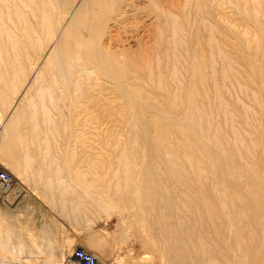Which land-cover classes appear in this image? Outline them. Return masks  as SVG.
Segmentation results:
<instances>
[{"label": "rangeland", "instance_id": "374dc122", "mask_svg": "<svg viewBox=\"0 0 264 264\" xmlns=\"http://www.w3.org/2000/svg\"><path fill=\"white\" fill-rule=\"evenodd\" d=\"M6 1L2 2V0H0V2H1L0 3L1 17L3 19V22L5 23V27L7 29V32L10 34V35H8V33L2 32L0 30V44H1L0 45V47H1L0 48V55L1 54L4 56L8 55L7 57H4V56L2 57V55H1V59H0V106H1L0 107V148H2L3 145H5L4 142H7L10 139H11L10 141L15 139L14 133H13V135H9L8 133L5 134V136L7 137L6 138L4 136V130H5V128L7 129L10 127V124H12V122L14 121V118L18 112L20 115L21 114L23 115L24 110H26L25 114H27L26 112L28 111L27 116L31 112L33 113V111H35V112L39 113L40 119L42 118L41 119L42 120L41 132H39L40 136L36 139L37 141L35 140V144H37V146H35V148L40 146L42 149H45L50 144L49 147L51 149L48 147V149H50L49 150L50 152L46 151L47 153L46 152L35 153V155H33V153H32L31 154V155H33V157H32L33 159L31 160L32 162L30 163V166L28 164L29 167L27 166V169L25 170L26 172L24 171L23 173L18 171L17 169H15L13 166V163H11V162H13V160L11 159L9 161L7 158L3 157V153L0 150V152H1L0 154L3 157L2 158L0 156V165L3 166V169H4V167H7V170L12 173L15 180H20L21 182H23V185H24L23 188L24 187L27 188V192H24L21 195V197L16 196L17 194L20 195L21 191L15 190L16 192L13 193V195L10 196L9 199L7 198L8 200L11 199V201H7V204L9 207L8 208V212H9L8 214L9 215H8L7 219L10 218V221L17 227V230H19V232L21 231L20 234H22L24 236V240L27 243L26 244L27 247H24V249L23 248L19 249V247H20L19 242L20 241L16 240L17 238H15V237L13 238L14 239L13 241H14V243L16 242L15 243L16 245L11 244V243L8 244L7 242L4 241L5 240L4 233H5V229L7 228L6 226H10V227H12V226L7 220H3L0 217V221L2 222L0 232L2 231V233H3V234L0 233L1 234L0 235V237H1V239H0V263L1 264H46V263L51 262L50 264H66V262H68V260H66V257H68L69 255L68 256L65 255L62 251L69 248L71 250L70 252L72 253V251L74 250L75 247L82 246L86 250H88L89 252L94 254L95 256L100 257L101 260L104 261L105 264H172V263H169L170 261H168V256L165 257V255L163 254V252L161 250L162 247L160 246L161 242L159 243L160 239L158 236H156V233L153 230L152 224H153V221L155 220V218H154L155 215L149 214V210L147 208H144L143 204H140L141 203L140 201H138V203L140 202L139 204L136 202L135 198L137 195L135 193H137V192L135 190H138L137 187L133 183L125 184L126 183V181H125L126 177L127 178L130 177V175H131V177H133L134 171L135 172L137 171V174L135 177H137V179L139 177V180H140L142 175L141 176L138 175V172H139L138 170H140L143 167L145 168L149 162V159H148L149 154L147 153V150H145L143 148V146L141 147V149L143 148V151L145 152V156H144V153H138V154H135L136 156L133 155L134 156V158H133V157H131L132 156L131 153L128 152V153H130L127 155V162H129L127 169L129 170L128 171L129 176L125 175L126 169L122 165L124 162L123 154H124L125 150L124 151H122V150L126 146V151H130L131 144H133L132 143L133 142V136H131V133H130V126L132 125L133 121L129 120L128 116H127L128 115V107L126 106V103L124 101L125 96H124V100H123L122 95L120 97L118 90H116V91L114 90L116 88V85L114 84V82L109 80L98 69H96L95 64H93L92 62L90 64V67L92 69V71H91V81L92 82L90 81V87L88 86L89 88L86 87L87 91H86L84 86L80 87L77 84H76V86H74V84L76 83L74 81L75 77H71L68 85H65V87H63V86L60 87L61 85H57L56 87H54L52 82L49 79H51V76L54 73L53 70H55V67H54L55 63L53 61H56V60L54 57H52V59L50 58V60L47 59V58H49V55H50L49 53L52 50V44L53 43H50V41H51L50 38L52 39V37H50L51 36L50 34L52 33V31H45V29L39 25L38 20L35 18V16L33 15L32 11H31V8L27 7V5L24 4L22 0H6ZM16 1H18V3ZM73 1L74 0L71 1V5L64 4V3L62 4V7H61V10L58 14L57 19L61 22L62 27L64 28V27H66V25L71 20V18L73 17L74 14H75V16L78 14L80 18L82 16V14H85L82 16V17H84L82 19L83 22L77 23L76 30L77 31H79V30L84 31L85 29L89 28V29H94V31H96L94 24L96 25L97 21L94 19L96 21V23H94L93 18H96L95 16H97V14L101 15V17L103 19L101 20V17L99 15L100 22L101 21L102 22L104 21V22H103V24L101 22V25H100V23H97L98 28L100 27L99 29L96 28L99 32V34L98 33L96 34V35H98L96 37L97 39L93 43L90 40H88V45H89L91 50L93 49L94 54L99 52V51H102V52H104L105 55L107 54L110 57H112L113 59L112 58L111 59L116 64L118 63L116 61L120 62V63H118V65L120 66V71L118 72L120 77L117 74L115 79L123 78V79H120L121 83L124 86H126V88L129 91H131L132 93H134V91H135L134 94L136 95L137 98L141 97V99L135 98L137 103H135V105H134V111H136L137 115L138 114L140 115L139 116L140 120L139 119H137V120L141 121V122H138L136 120L134 121V122H136V124H138L137 125L138 127H144V125L150 124L149 125L150 131H153V132H155L157 129L160 130L162 128H166L168 130H169V128H170V130H173V128H174L173 131L176 130V132L178 134H180V130H182L181 131L182 133H187V134L191 133L190 130H187L185 128L186 112L184 113V110L186 111V109H185L186 108V103H185L186 98L185 97L189 96L188 94H192L193 96L196 95V96H194L195 101L193 102L194 103L193 106L196 105V103H197L200 106V108L201 107L203 108V106L205 108V110H204V109H200L198 107V105H197V107L194 106L197 109L199 108L197 110L198 116H200V117L203 116V120L205 119L204 121H206L205 125L210 124V126H209L210 130L214 129L213 131H210V133L212 132L211 134H209V132H208V135L212 136V134H214V132L217 128V125H218L219 127L221 126V128H222L220 132L223 133V131H224L223 137L225 138L227 136L226 137L227 139L225 138V141L226 140L230 141V139H231V142L227 141V143H230L231 145H233L232 141H235L234 138H239V140H241V142H243V144L241 143V145L244 146V144H245L246 145L245 147H247V148H250V149L254 148V146L252 144L253 142L250 141V138H251V140H254L255 134L257 133L256 129H258L257 127H259L260 124L258 121L259 119L255 118L256 116L258 117V115L255 116V114H253L254 111H252V110H255V111L259 110L260 111V109H263V107L259 106V103H258L259 102V95H257V93H258L257 91L258 90L260 91L259 86L261 84L260 80H258V79H261V80L264 79L263 78L264 76L262 74V73H264V51H262V50H264V41H263L264 40V31H263L264 30L263 29L264 28V0H243V1L242 0L241 1L240 0H179V2H178V0H164V1L163 0H140V1L139 0H133V2H132V0H130V1L129 0H113V1L107 0V4H108V6H106L107 8L104 7L101 10L96 9V8L90 9V11L92 13L96 12V14L93 13V14H95L94 17L90 11H89L90 13L88 12L89 15L86 12H84V5H83L84 1L83 0H75L74 2ZM247 1H248V3H247ZM81 2L83 3L82 5H81ZM156 2H157V4H156ZM195 2H196V4H195ZM217 2H219V3H217ZM6 4H11L12 6L14 4H17V5L20 4L18 6L19 7L21 6L20 9L22 8L21 9L22 12H25L28 22L34 26L35 33L32 36V39L30 41H27L26 39L22 38V34H21L22 32L21 31H23V27H21L18 23H16L17 25L15 23L11 24V21L15 22L13 20H16L15 19L16 17H15V15H11V16L7 15L8 11H5L6 10V8H5ZM21 4H23V5H21ZM73 4L74 5L76 4L77 6L76 5L73 6ZM161 4H163L164 7H162ZM185 4L187 6H183ZM128 5H131V7L130 6L128 7ZM203 5H205V6H203ZM207 5H208V7H207ZM22 6H24V7H22ZM245 6H247V7H245ZM123 7H125V8H123ZM165 7L168 9V12L170 10V13H167V9ZM26 8H27V11H26ZM170 8H172V9H170ZM104 9H106V10H104ZM244 9H245V11H244ZM79 10H81L82 13H81V11L79 12ZM102 10H104V11H102ZM108 10H110V11H108ZM127 12H129V13H127ZM163 12H164V14H163ZM171 12H173V14H175V16L173 14H171ZM188 13H190V14L188 15ZM8 14H11V12ZM30 14H32V15H30ZM167 15L169 17L172 16V19L169 18ZM5 16H6V18H4ZM85 16H87V17H85ZM162 16H164V17L162 18ZM10 17H11V19H10ZM64 17H65V19H64ZM88 17H89V19L90 18L91 19L90 20L86 19ZM209 18H210V20H209ZM255 19H256V21H255ZM91 20H92L93 24H91ZM174 20H175V23L172 24V22ZM80 21H81V19H80ZM88 22H90V23H88ZM115 22H117L118 24ZM164 22H166V23H164ZM254 22H256V23H254ZM86 23H87V26L85 25ZM35 24L37 26H35ZM257 24H258V26H257ZM88 25L89 26L91 25L90 27H92V28L88 27ZM97 25H96V27H97ZM14 26L16 27V30L18 32L15 30H12L13 32L11 31V29L14 28ZM157 26H159V28ZM206 26L209 28H206ZM37 27H39V28H37ZM117 27H119V28H117ZM191 27H192V29H191ZM236 27H237V29H236ZM259 27H261V28H259ZM19 28H20V30H18ZM102 28H103V30H102ZM104 28L106 29V31L104 30ZM156 28L158 31L155 30ZM211 28L214 30H212ZM100 29H101V33H100ZM208 29H211L212 32ZM261 29H262L263 33H262ZM195 30H196V32H195ZM44 31L47 33H45ZM176 31H179L178 33H180L181 35L177 34ZM244 32H246V34ZM258 32H260V33L258 34ZM13 33H15V34H13ZM19 33L21 35H19ZM158 33L160 36L158 35ZM237 33H239V35ZM5 34H7L8 37ZM37 34H40V35L38 36ZM101 34H103V35H101ZM46 35H47V37H46ZM230 35H231V37H230ZM235 35H236V37H234ZM9 36H11L12 40L10 39ZM238 36L241 37L240 39H242V40H239ZM19 37H21V38H19ZM42 37H43L44 41H42ZM45 37H46V39H45ZM99 37H100V41H99ZM168 37H170V38H168ZM213 37L216 38L215 40H220V41L219 42L214 41ZM242 37L243 38L245 37L244 38L245 40ZM47 38H49V39L47 40ZM155 38H157V39H155ZM182 38L184 39V41ZM212 38H213V40H211ZM248 38H251V39H248ZM87 39H90V38L87 37ZM197 39H200V40H197ZM22 40H24V41H22ZM210 40H211V42H210ZM236 40H237V42H236ZM243 40L245 41L244 43H243ZM254 40H255V42L253 45L252 43ZM260 40L262 41L263 44H261ZM213 41L216 42L217 44L219 43L218 47H216V45H215L216 43H214ZM16 42H24V46L23 45L15 46L14 43H16ZM212 42L214 44H212ZM232 42L236 43L237 45L232 43ZM246 42H248V43H246ZM249 42H251V43L249 44ZM180 43H182V44H180ZM185 43L187 45H185ZM199 43H201V44H199ZM239 43H240L239 48L241 47L240 49L238 48ZM241 43H243L244 48L241 46ZM42 44H43V46H42ZM157 44H158V47H157ZM177 44L179 45V48H178ZM207 44H209V45H207ZM7 45L9 47V49H8ZM25 45H27L28 47L26 46L27 47L26 48ZM73 46L75 47V45H73ZM164 46H165V49H164ZM176 46H177V48H176ZM199 46H202V48ZM231 46L232 47L234 46L235 49L232 48ZM4 47H6V48H4ZM74 47H72V48H74ZM150 47L152 48L151 50H150ZM249 47H251V48H249ZM19 48H20V52L18 51ZM21 48L24 52V56H22L23 52H22ZM31 48L36 49L38 52L36 50H35L36 52H34V50ZM226 48L229 51L226 50ZM242 48L245 49L246 51H249V49H250V51L247 53L250 54L254 58V60H253V58L250 59V55H248L246 53V51L243 50ZM4 49H5V52H4ZM27 49L29 50V54H28ZM44 49H45V51H44ZM215 49H218V50L216 51ZM236 49H237V51H236ZM153 50H154V52H153ZM194 50H196V53L194 52ZM11 51H12V53H11ZM16 51L20 54H18ZM111 51L113 52V54H110V53H112ZM176 51L178 52V55H177ZM185 51H187V52H185ZM222 51H223V55H222ZM238 51H241V52H239L241 54V56H240V54L237 53ZM121 52L123 55H121ZM126 52H128L129 54L132 53L133 55L130 54V56H129L128 53H126ZM243 52H244V54H243ZM147 53H149V54H147ZM166 53H168V54H166ZM201 53L203 54V57H201L202 56ZM136 54H137V60L135 61V59H133V58H135L134 55H136ZM11 55H13V58ZM140 55H142V56H140ZM145 55L147 57V58L144 57L146 60L143 58V56H145ZM148 55H150L151 57ZM180 55H182V56H180ZM243 55L245 57H243ZM246 55L249 56V58ZM20 56H21V58H20ZM120 56L122 59H125L126 61L125 60L123 61L121 58H119ZM124 56L132 57V59L130 58V61H129V58L128 57L126 58ZM221 56H223V57H221ZM140 57L142 59V62H141ZM177 57H179L180 59ZM229 57H230V60L228 59ZM246 57L249 60H247ZM149 58L152 59V62H150L151 59H149ZM10 59L12 61H10ZM139 59H140V61H138ZM255 59L257 61H255ZM5 60H7V62H5ZM26 60H27V62H26ZM201 60H202V63L204 61V63H203L204 66H203V64H201V62H200ZM146 61H147V65L144 66V64H146ZM169 61H170V63H169ZM194 61H196V62L194 63ZM17 62L18 63L20 62V64H18ZM129 62L130 63L134 62L133 63L134 65L133 64L129 65ZM138 62H139V65L141 62V64L143 66L142 65H140L141 67L138 66ZM156 62H157V64H156ZM160 62H162V63H160ZM245 62L247 64L246 67H245ZM2 63H6V64L2 65ZM44 63H45V66H44ZM148 63H149V65H148ZM171 63L173 65H171ZM124 64H127L126 67L129 68V70H130V68L135 69V70L139 69L138 71H141V72L136 71L137 73H135V74L137 75L139 73L140 76L137 75L138 77L137 76L136 77L137 78L140 77L139 78L140 80H141V78L144 79L142 81L143 83L139 79H137L136 77H135L136 78L135 79L133 77V74H129L130 76H128L129 72L132 73L135 70L134 71L133 70L128 71L127 68L124 69V67H125ZM158 64L160 65V67H159L160 70L158 69V66H159ZM165 64H166V66H165ZM189 64H190V66H189ZM191 64H192V66H191ZM209 64H211V65H209ZM252 64H253V67L251 66ZM5 65H8V66H5ZM11 65H14L16 67V69H19L20 72L18 71L17 72L18 74L17 73L14 74L11 72L12 73V75H11L10 72L7 71ZM19 65H20V67H19ZM92 65H93V67H92ZM121 65H123L124 67ZM229 65H230L231 69H229ZM259 65H260V67H259ZM134 66L136 68H133ZM193 66L194 67L200 66L201 68L200 67H198V68L201 72L200 71H199V73H196L195 71L191 72V70L193 69ZM249 66H251L253 69V70H250V72L253 71L251 74L253 75L254 78H252V76H249V75H251V74H249L250 73L249 72V69H250ZM1 67H2V69H1ZM48 67L49 68L51 67V69H49ZM142 67H143V70H142ZM145 67H146V70H148V71H146L144 69ZM171 67L174 68L175 70H173ZM204 67H205V69L207 68L206 71L204 70ZM232 67H233V69H232ZM6 68H8V69H6ZM32 68H34V69H32ZM121 68L124 71H122ZM210 68L212 70H210ZM246 68H249V69L247 70ZM255 68H257V73H261L262 75L257 76ZM26 69L29 73L26 71ZM43 69H45V71H47V72L41 71ZM228 69H229V71H228ZM171 70H173V71H171ZM244 70H247V71H244ZM1 71L4 72L5 75ZM157 71H160L161 74ZM212 71H214V72H212ZM243 71L245 74L243 73ZM25 72H27V74ZM49 72H50V74H48ZM99 72L101 75L99 74ZM126 72H127V74H126ZM142 73L145 76H143ZM233 73L235 76L233 75ZM253 73H255V75ZM35 74H37L36 77H35ZM135 74H134V76H135ZM149 74H150V76H149ZM178 74L180 75V78H179ZM212 74H215L216 76L214 78L212 76L210 77L209 75H212ZM47 75H49V76H47ZM102 75L104 76V78L99 77ZM155 75H158V76L155 77ZM159 75H161V76H159ZM189 75H191V76H189ZM195 75H197V77L198 76L199 77L197 78ZM247 75L250 77V79H248L249 77ZM19 76H21L20 77L21 79L19 78ZM126 76H128V78ZM147 76L150 77V79ZM222 76H223V78H222ZM233 76H234V78H232ZM9 77H11V79ZM46 77H48V78H46ZM158 77H159V80L161 82L158 81ZM42 78L44 79V81ZM194 78H196V80ZM210 78L212 81H210ZM30 79L32 80L33 83L35 80V83L33 84L35 87H33ZM39 79H40V81L38 83ZM103 79H104V81L107 82L106 84H110L109 85L110 90L112 89V93L114 91L115 94L112 95L110 90H109L110 92L107 91L109 88H108V85L105 84ZM101 80L103 83L99 82ZM135 80H136V82H133ZM137 80L140 83L137 82ZM194 80L195 81L200 80L201 81L200 83L202 85L207 84L209 87H206L207 85L205 86L206 91L204 89V86L198 89V87H200L198 85H201V84H199V82H197V84H196V82H193ZM20 81H22V82H20ZM47 81L50 83H48ZM95 81H98V82H96L97 84H95V86H94ZM125 81L129 82L128 85L124 84ZM157 81L159 83H157ZM175 81H176V84H174ZM222 81L224 83H222ZM249 81H251V82H249ZM6 82H8V83H6ZM15 82H17V83H15ZM45 82L48 83L47 86H46ZM152 82H153V84H152ZM252 82H253V84H252ZM190 83H191V86H190ZM262 83L264 85V80L262 81ZM169 84H170V86H169ZM195 84H196V87L198 86L197 88L195 87ZM99 85H100L99 89L101 88L100 91H98ZM101 85L103 86V88ZM157 85H158V87H156ZM38 86H39V89H38ZM140 86H141V88H139ZM164 86H165V89H164ZM166 86H167V88H166ZM176 86H177L178 90H177ZM26 87H28V88H26ZM48 87H50V88H48ZM66 87H69V88H66ZM76 87H78V89H79L78 91L83 90L84 93H81V95H80V93L77 92ZM95 87L97 89H95ZM105 87H107L108 89L106 90ZM130 87H132V88H130ZM255 87H256V91H254ZM151 88H153V89L151 90ZM187 88H189L190 92L187 90ZM191 88H193L194 90L193 89L191 90ZM248 88H250V89L247 90ZM49 89H51V90H49ZM102 89H105V92ZM142 89H143V91H142ZM144 89L148 90L147 94H145L146 91ZM170 89H171L170 94H171L172 98L168 94ZM195 89L196 90L198 89V90L196 91ZM207 89H208V91H207ZM252 89H253V91H252ZM55 90H56V92H55ZM154 90H155V92H154ZM200 90H203V91L199 95V92H201ZM244 90H246L248 92H246ZM40 91H43V92H40ZM62 91H64L65 94H63ZM97 91L101 92L100 95L101 94L102 95L97 96V94H99ZM251 91H252L253 95L251 94ZM86 92H87V94H86ZM179 92H181V93H179ZM208 92L211 93L210 97L212 96L211 98L209 97V99L206 96V94L208 95ZM254 92H257V93H254ZM166 93L170 96L169 98H171L169 100H175V99H173V95H176L175 98L181 97L180 99H182V101H183L182 102L180 99L177 98L176 100H180L181 102L175 101L176 102L175 104H177V105L172 106V110L170 111V113H168V111L171 109L170 108L171 106L169 105V102L167 101L168 95ZM193 93H196V94H193ZM204 93H205V95H203ZM216 93H217L216 97L222 96L221 101L223 100V102H225L227 100L226 101L227 106H230L229 105L230 103L233 105L231 108L228 107L229 110H227V112L231 111L232 114H234V115L236 114L235 118H237V119H234V117H233L234 115L232 116V114L231 115L229 114L228 116H226V113H227L226 111H225V116H226L225 117L224 111H222V109H221V111L219 110L220 112L216 111V109L217 110H218V108L220 109V107L224 106L226 103V102L223 103L224 104L223 105V104H221V101H219L220 102V104H219V102L217 100H219L220 98L218 97L217 100H216V97L213 98L215 96L214 94H216ZM48 94H50V95H48ZM89 94L91 97L89 96ZM117 94L119 96L116 97ZM144 94H145V96H144ZM182 94H184L183 97H182ZM254 94H256V95H254ZM57 95H59V96H57ZM139 95H141V96H139ZM60 96H61L62 100H65V102L64 101L62 102V100L60 99ZM74 96H75V98H76V96L78 98H76V100H74ZM102 96H103V98H102ZM153 96L154 97L156 96L157 99L160 98L161 102L159 100H158L159 102L157 101L158 103H153L154 100H153V102L152 101L150 102V100L153 99L152 98ZM51 97L53 98L52 100H51ZM55 97H56V99L58 97L59 98L56 100V99H54ZM92 97H93V99H92ZM95 97H97V98H95ZM104 97H107V99H109V100L111 99V100L110 101L108 100V103H106L107 99H105V102H104L103 101ZM115 97L116 98L120 97V98H118V100H117ZM205 97H207V99ZM88 98H89V100L92 99L93 101L87 100ZM148 98H150V99L148 100ZM161 98H163V99H161ZM164 98H166L167 100H165ZM197 98L199 99V102H198ZM200 98H202V99H200ZM112 99H114V103L111 102ZM115 99H116V101H115ZM119 99H121V100H119ZM253 99H255V100H253ZM256 99H258V101ZM70 100H71V103H70ZM98 100L100 102H102L106 106V108ZM138 100H140L139 102H141V103H138ZM162 100H163V104H165V105L167 104V107L170 106L169 107L170 109L167 108L166 106L163 107ZM51 101H53V102H51ZM117 101H119L118 105L115 104V102H117ZM122 101H123V104H122ZM148 101H149V104L151 103L152 105L151 104L148 105ZM200 101L203 103L202 104L203 106L200 105ZM208 101H210L209 102L210 105H209ZM212 101H213V103H212ZM238 101H239V103H237ZM81 102H83V103H81ZM87 102L89 103V105ZM90 102H91V104H90ZM94 102H96V104ZM110 102L113 103L114 106L110 105L111 104ZM165 102H167V103H165ZM179 102L181 103L180 105H178ZM206 102L208 103L209 107H207L208 105L206 106ZM214 102H216V103H214ZM43 103H45L46 106L49 105L48 106L50 109L49 111H51V113H49L50 116L48 119L49 120L48 124L46 123V121H44L45 117H44V113L42 110ZM63 103H64V105H63ZM76 103L78 105H76ZM80 103H81V105L79 106ZM142 103H144V105L145 104L146 105L144 106ZM159 103H161V104H159ZM256 103H258V105ZM84 104H86V105H84ZM120 104H122V105L125 104L124 106H126V108L123 107L125 109H122L121 108L122 105H120ZM156 104L158 105V107H156L157 106ZM94 105L95 106L97 105V108ZM101 105H102V107H100ZM212 105L215 107H213ZM217 105H219V107ZM247 105H248V107L252 106L251 109H248L246 107ZM254 105H257V106H254ZM84 106H89V110H88L89 112L91 111L90 107H92V109H94L96 111L93 110L91 112L93 114L90 113V115H89L87 113L88 115H84V114H86V111H87V109H85ZM118 106H120V108H121L120 110L118 109L119 108ZM179 106H180V109H179ZM210 106H212V108L213 109L215 108V109L212 111ZM22 107H23V109H22ZM36 107H38V109ZM60 107L61 108L63 107V109H60ZM74 107H75V110H74ZM80 107L83 111V112H81V114L83 113V115L85 117L88 116V118H84L83 115L79 114L80 113L79 111H81ZM114 107H115V109H114ZM150 107H152V108H150ZM160 107H161V109H163V108L164 109L161 110ZM176 107L178 108V110H176L177 109ZM225 107H224V109H225ZM245 107H246V109H244V110L245 111L247 110L246 112L242 109ZM253 107H255V108L258 107L259 109L256 110V109H253ZM53 108H55V109H53ZM76 108H78L79 110ZM83 108L86 111H84ZM102 108H105V109H103V111H105L106 109L108 111L106 110L105 112H103V111H101ZM140 108L142 110L141 113H139ZM156 108H158V109H156ZM165 108H167V110H165ZM208 108H210V109L208 110ZM221 108H223V107H221ZM137 109H139V110H137ZM233 109H235V110H233ZM236 109L238 110L239 113L237 112ZM40 110H42V111H40ZM59 110H61V111H59ZM164 110H165V112H164ZM173 110H175L176 112H174ZM201 110H203V111H201ZM97 111H98V113H97ZM123 111H124V115L122 114L123 115L122 116L121 113ZM179 111H180V113H178ZM211 111L213 112L212 117L214 119H210V118H212V117H210ZM215 111L217 112V114H219L218 115L219 117L216 116ZM94 112L96 114H100V116L96 115ZM107 112H108V114L105 115L104 113H107ZM200 112H202V113L205 112L207 115L205 113H204V115H201L202 113H200ZM251 112H253V113H251ZM40 113H41V115H40ZM62 113H63L65 118H62L63 117ZM76 113L78 115L83 116V117H81V116L80 117L82 119L84 118V120L79 118V120L80 119L81 120L77 121L79 116L77 115L78 116L77 117ZM182 113H184V115ZM42 114H43V116H42ZM58 114H60V115H58ZM101 114H102V116H101ZM103 114L105 115V117H103L104 116ZM141 114H143V115H141ZM152 114H154V116ZM251 114H252V116H251ZM69 115H70V118H69ZM94 115H95V119L96 118L98 119L95 122L93 120L94 119L93 117H92V119H90V117L94 116ZM107 115H109V116H107ZM151 115L153 117H151ZM167 115H169V116H167ZM145 116H147V118ZM229 116L232 117L233 124L230 122V121H232V119L230 118L231 120H229V118H228ZM108 117H110V118H108ZM122 117H124L123 120L121 119ZM125 117H127V118L125 119ZM166 117L169 119H167ZM200 117H198V118H200ZM245 117H247V118L249 117L248 120ZM8 118H9V120H8ZM50 118L52 120H54L53 121L54 124L58 123L60 125L61 136H60V134L58 135L59 131L56 130V127L59 125L57 124V126L56 125L53 126L54 124L52 123V120ZM104 118H106L107 120ZM226 118H227V120H226ZM66 119H67V122H66ZM85 119L86 120L89 119V120H87V122H86ZM101 119H103V121ZM154 119L157 123L153 122V124H154L153 125V124H151V122H152V120L154 121ZM105 120H106V123L104 122ZM212 120H214V121H212ZM245 120H247V121H245ZM60 121H61V123L63 121V125L60 123ZM75 121L78 123H80V122L83 123L85 121L87 124H89L87 126L86 123L84 122V124H80V125H82V126L84 125V126L89 127V128H86L83 126L86 130L90 129L91 133L89 131V134H87V136H86V132H85V135H84V131H86V130L83 129L82 127H80V125L78 123L76 124L77 125L76 126ZM91 121H92V123H91ZM100 121H102V122H100ZM123 121H125V123H123ZM128 121H130V122H128ZM147 121H148V123H147ZM204 121H202L203 125H204ZM216 121H218V122H216ZM44 122H45V124H44ZM111 122H112V124H113V122L115 124L112 125V124H110ZM7 123H8V125H7ZM96 123H97V125H95ZM101 123L104 125H106V124L107 125L106 126L103 125V127H102ZM220 123H222V125ZM230 123L232 124V126L230 125ZM92 124H93V127L90 128ZM155 124L158 125L157 129H156L157 125H155ZM167 124H169V125H167ZM6 125L8 127H6ZM64 125H66V126L70 125V126H72V129H70L71 128L70 126L67 129L66 126L63 127ZM73 125H74V127H73ZM214 125H216V126L214 127ZM50 126H51V128L53 127L54 129H50ZM107 126H109V129L107 128V130H106ZM160 126H162V127L160 128ZM14 127L16 129V124ZM48 127L51 131H49ZM60 127H57V128H60ZM78 127H80V128H78ZM94 127L96 129L98 128L96 132H94ZM101 128H104L105 132H103L102 131L103 129H101ZM111 128L114 129V130H112V132H111ZM125 128H126V130H125ZM17 129L20 130V127L17 126ZM63 129H64V131L69 130V129H70L69 131H72L73 129H76V130H78L77 131L78 134L76 133V130H73L71 133L68 132L69 133L68 134L66 131H65L66 132L65 133L63 131ZM80 129H81V132H83V134L81 132H79ZM11 130L12 129L10 127V132L14 131V130H12V131ZM54 130L57 131V133H55ZM92 130L94 133H97L98 136H95L97 134H95V135L92 134L93 133ZM98 130H101V132ZM115 130H117V131L119 130V131L115 132ZM236 130H237V132H236ZM6 131L7 130H5V132ZM24 131H25L24 129H21L20 132H24ZM62 131L64 132V134L66 136H64ZM107 131H108V133H107ZM226 132H227V135L224 136V134ZM233 132L236 134H239V135L235 134L236 137H234ZM74 133H75V135L74 136L72 135L73 137L70 136V134H74ZM102 133H105V134H102ZM106 133H107V135H106ZM204 133L206 136L207 132H204ZM222 133H220V134H222ZM252 133L254 134V137H251ZM109 134H110V136H109ZM126 134H129V135H126ZM228 134H229V136H228ZM8 135H9V137H8ZM83 135L86 136L87 138L84 137ZM93 135H94V139H95V137H98V139H100V140H98L96 138L98 141H95L94 139L91 141V139L93 138ZM117 135H118V137H117ZM58 136H60L62 139L60 140V138ZM75 136L78 137V139H75L76 138ZM88 136H90L91 139H89ZM107 136H108V138L109 137L110 138L108 139ZM211 136H210V138L208 137V139H207L209 142L213 141ZM12 137H13V139H12ZM67 137H68V139L66 140ZM105 137H106V139H105ZM4 138H6L7 141H5ZM53 138H54V140L52 141ZM69 138H70V140H69ZM71 138L75 139L76 142L81 141L82 143L81 142L77 143L78 145H75L76 148L73 145V147L75 149L74 148L72 149V144H74V140H72ZM119 138H120V140L123 138L122 139L123 141L122 140L120 141ZM82 139H85L84 143H83ZM87 139H88L89 143L91 142V144H89V145L87 144L88 143L86 141ZM62 140H64V141H62ZM68 140L72 144H70L68 142ZM101 140H103L104 142L102 141L103 142L102 143ZM10 141H9V143L7 142L6 144H12V142L14 140L11 143H10ZM56 142L59 144L56 145L57 144ZM76 142H75V144H76ZM94 142L96 144L102 143V145H104V146L100 147V144L96 145ZM44 143H46V144L48 143V144L45 146ZM65 143H66V145H65ZM85 143L88 146L87 145L84 146L83 144H85ZM106 143H107V145H106ZM81 144L84 147L87 146L86 147L87 149L85 148V151H84V149H82ZM92 144H94L96 146L93 147ZM54 145H56V147ZM69 145L71 146V148ZM241 145H239L240 147L239 146L238 147L244 153H246L247 151H244V150H246L247 148H242L243 146L241 147ZM78 146H80V147H78ZM91 146H92V148H95L96 151H95V149L90 148ZM97 146L102 148L101 151H103V152L99 151L100 148H97ZM120 146L123 147V149H120L121 148ZM54 147H55V149H54ZM78 148L82 149L81 153L78 150ZM113 148H114V150H113ZM88 149H90L91 152ZM59 150H62V152ZM73 150H77V151H73ZM92 150L94 152H96V154H99V155L97 156L95 153H92L93 152ZM120 150H121L122 154L120 153ZM51 151H52V153H51ZM82 151L84 152V154L87 151L88 152V153H86L87 155L86 154L84 155ZM70 152H72V153H70ZM91 154L92 155L95 154V155L92 156ZM142 154L144 157L142 156ZM138 155H139V157H138ZM120 156H122V157H120ZM109 157H110V159H108ZM139 158H141V159H139ZM6 159H7V161H6ZM132 160L134 163L132 162ZM134 160H136V161H134ZM76 162H78V163H76ZM118 163H120V165ZM94 169H95V171H94ZM162 169H163V167H162ZM161 173L162 172L159 171L158 176L162 180V178H164L165 175H164V173L163 174H161ZM64 191H65V193H64ZM61 193H63V194L61 195ZM14 194H16V195H14ZM77 194H79V195H77ZM61 196H62V198H61ZM91 198H93V199H91ZM1 202L6 204L4 198H0V203ZM34 207H36L37 209L36 208L34 209ZM142 207H143V210L145 209L144 213H140L141 211H143ZM78 208H79V210H78ZM35 210H36V212H35ZM37 210L39 213L38 217H36L37 216L36 215ZM143 215H145V216L143 217ZM147 215H148V217H147ZM142 218H143V220L145 219L146 221L141 220ZM149 219H151V220H149ZM48 220H49V222H48ZM85 221H86V223H85ZM142 221H143V223H142ZM144 222H146V223H144ZM149 222H150V224H149ZM38 223L44 224L43 226H45V224H47L45 227H47L46 229H50V231L46 230V231H48L47 233H44V234L41 233V231H39V229H37V228H39ZM143 224H145V226ZM148 224H149V226H148ZM54 238H55V240H54ZM99 244H102L103 246L100 247ZM47 247H50V248H47ZM52 249H53V251H52ZM49 255H51V256H49ZM18 260L20 262L16 263ZM48 260H50V262ZM3 261H4V263H3Z\"/></svg>", "mask_w": 264, "mask_h": 264}, {"label": "bare ground", "instance_id": "6f19581e", "mask_svg": "<svg viewBox=\"0 0 264 264\" xmlns=\"http://www.w3.org/2000/svg\"><path fill=\"white\" fill-rule=\"evenodd\" d=\"M6 0H2V2H5ZM23 1V3L24 4H26L27 5V7H29V8H31V11H32V13H33V15L35 16V18L38 20V22H39V25L40 26H42L44 29H45V31H52V33L50 34L51 36L50 37H52V39L50 38V43H53L52 44V50L50 51V55H49V58H47L48 60H50V58L52 59V57H54L55 58V60L56 61H53L54 63H55V70H53L54 71V73H53V75L51 76V79H49L51 82H52V84H53V86L54 87H56L57 85H61L60 87H65V85H68V83H69V80H70V78L71 77H75V84H74V86H76V84L77 85H79L80 87L82 86H84L85 87V89H86V87H90V81H91V71H92V69H91V67H90V64H91V62L93 63V64H95V66H96V69H98L103 75H105L109 80H111V81H113L114 82V84L116 85V88L114 89L115 91L116 90H118V93L120 94V97H121V95H122V98H123V100H124V96H125V103H126V106L128 107V119L129 120H132L133 122L136 120V121H138L137 119H139L140 120V115L138 114H136V111H134V105H135V103H137V101L135 100V98L136 99H141V97H139V96H141V95H139L138 97L139 98H137L136 97V95L134 94L135 93V91H134V93H132L131 91H129L127 88H126V86H124L122 83H121V81H120V79H123V78H117V79H115L116 78V75L118 74V72L120 71V66L118 65V63H120L119 61H116V62H118L117 64L112 60L113 58L112 57H110L109 55H105L104 54V52H102V51H99V52H97V53H95L94 54V51H93V49L91 50L90 49V47H89V45H88V40H90L92 43L93 42H95V40L97 39L96 37L98 36V35H96L97 33L99 34V32H98V30L96 29V28H98V25H97V23H100V25H101V22H100V17H101V15H100V17H99V15L97 14V16H95V14H96V12H93V13H95V14H93L91 11H90V9L92 8H96V9H102V8H107L106 6H108V4H107V0H83L84 1V4L81 2V5L83 4L84 5V12H86L87 14H88V12L90 11L91 12V14H93V17L95 16L96 18H93V22L94 23H96V21H97V23H96V25H97V27H96V25L94 24V27H95V30L97 31H94V29H89V28H87V29H85L84 31H77L76 30V26H77V23H79V22H83V18L84 17H82L83 15H85V14H82V16H81V18L79 17V15L77 14L76 16H75V14L73 15V17L71 18V20L68 22V24L66 25V27H62V24H61V22L57 19L58 18V14H59V12H60V10H61V7H62V4L64 3V4H69V5H71V1L72 0H22ZM75 1V0H74ZM73 1V2H74ZM113 1V0H112ZM130 1V0H129ZM140 1V0H139ZM164 1V0H163ZM241 1V0H240ZM243 1V0H242ZM7 2V1H6ZM11 2V1H10ZM13 2V1H12ZM17 3H18V1H16ZM21 2V1H20ZM132 2H133V0H132ZM159 2V1H158ZM173 2V1H172ZM178 2H179V0H178ZM1 3V2H0ZM9 3V2H8ZM130 3V2H129ZM135 3V2H134ZM150 3V2H149ZM161 3V2H160ZM163 3V2H162ZM174 3V2H173ZM217 3H219V2H217ZM247 3H248V1H247ZM152 4V3H151ZM156 4H157V2H156ZM164 4V3H163ZM163 4H161L162 5V7H164L163 6ZM169 4V3H168ZM176 4V3H175ZM178 4V3H177ZM184 4V3H183ZM190 4V3H189ZM192 4V3H191ZM195 4H196V2H195ZM215 4V3H214ZM241 4V3H240ZM244 4V3H243ZM18 5H20V4H18ZM17 4H14L13 6L11 5V4H6V10L5 11H8V13H10L11 12V14H8L7 13V15H15V19L16 20H13V21H15V22H12L11 21V24H16V23H18L21 27H23V31H19L21 34H22V38L23 39H26L27 41H30L31 39H32V36L34 35V33H35V31H34V26L33 25H31L29 22H28V20H27V18H26V14H25V12H22V8L20 9V7L18 6ZM21 5H23V4H21ZM76 5V4H75ZM74 4H73V6H75ZM127 5V4H126ZM210 5V4H209ZM77 6V5H76ZM131 7V5H128V7ZM154 6V5H153ZM183 6H187L186 4L185 5H183ZM189 6V5H188ZM203 6H205V5H203ZM254 6V5H253ZM22 7H24V6H22ZM126 7V6H125ZM125 7H123V8H125ZM137 7V6H136ZM168 7V6H167ZM171 7V6H170ZM175 7V6H174ZM207 7H208V5H207ZM217 7V6H216ZM239 7V6H238ZM245 7H247V6H245ZM65 8V7H64ZM156 8V7H155ZM166 8V7H165ZM173 8V7H172ZM172 8H170V9H172ZM186 8V7H185ZM256 8V7H255ZM1 9V8H0ZM3 9V8H2ZM79 9V8H78ZM82 9V8H81ZM167 9V8H166ZM202 9V8H201ZM88 10V11H87ZM104 10H106V9H104ZM104 10H102V11H104ZM129 10V9H128ZM158 10V9H157ZM160 10V9H159ZM165 10V9H164ZM163 10V11H164ZM174 10V9H173ZM177 10V9H176ZM183 10V9H182ZM185 10V9H184ZM26 11H27V8H26ZM30 11V12H31ZM81 10H79V12H80ZM101 11V12H102ZM108 11H110V10H108ZM162 11V10H161ZM187 11V10H186ZM244 11H245V9H244ZM259 11V10H258ZM29 12V11H28ZM76 12V11H75ZM89 12V13H90ZM99 12V11H98ZM124 12V11H123ZM159 12V11H158ZM165 12V11H164ZM164 12H163V14H164ZM189 12V11H188ZM242 12V11H241ZM249 12V11H248ZM253 12V11H252ZM3 13V12H2ZM77 13V12H76ZM81 13H82V11H81ZM80 13V14H81ZM127 13H129V12H127ZM167 13H170V10H169V12H168V9H167ZM187 13V12H186ZM201 13V12H200ZM209 13V12H208ZM86 14V15H87ZM155 14V13H154ZM166 14V13H165ZM171 14H173V12H171ZM190 13H188V15H189ZM203 14V13H202ZM257 14V13H256ZM3 15V14H2ZM6 15V16H7ZM30 15H32V14H30ZM89 15V14H88ZM157 15V14H156ZM174 16H175V14H173ZM185 15V14H184ZM260 15V14H259ZM4 16V15H3ZM6 16L4 17V18H6ZM60 16V15H59ZM168 16V15H167ZM171 16V15H170ZM178 16V15H177ZM9 17V16H8ZM14 17V16H13ZM85 17H87V16H85ZM164 16H162V18H163ZM169 17V16H168ZM190 17V16H189ZM34 18V17H33ZM32 18V19H33ZM34 18V19H35ZM60 18V17H59ZM160 18V17H159ZM158 18V19H159ZM169 18H171L172 19V16L171 17H169ZM168 18V19H169ZM178 18V17H177ZM184 18V17H183ZM218 18V17H217ZM250 18V17H249ZM257 18V17H256ZM10 19H11V17H10ZM31 19V20H32ZM64 19H65V17H64ZM80 19H81V21H80ZM86 19H89V17L88 18H86ZM85 19V20H86ZM91 19V18H90ZM89 19V20H90ZM96 21H95V20ZM103 18L101 17V20H102ZM110 19V18H109ZM112 19V18H111ZM120 19V18H119ZM185 19V18H184ZM204 19V18H203ZM9 20V19H8ZM36 20V21H37ZM113 20V19H112ZM165 20V19H164ZM170 20V19H169ZM176 20V19H175ZM175 20L172 22V24L173 23H175ZM186 20V19H185ZM188 20V19H187ZM205 20V19H204ZM209 20H210V18H209ZM258 20V19H257ZM161 21V20H160ZM172 21V20H171ZM177 21V20H176ZM215 21V20H214ZM255 21H256V19H255ZM259 21V20H258ZM9 22V21H8ZM32 22V21H31ZM35 22V21H34ZM37 22V23H38ZM93 22H92V20H91V24H93ZM104 22V21H103ZM103 22H102V24H103ZM159 22V21H158ZM170 22V21H169ZM181 22V21H180ZM206 22V21H205ZM212 22V21H211ZM7 23V22H6ZM36 23V24H37ZM88 23H90V22H88ZM115 23H117V22H115ZM157 23V22H156ZM155 23V24H156ZM164 23H166V22H164ZM171 23V22H170ZM200 23V22H199ZM215 23V22H214ZM254 23H256V22H254ZM258 23V22H257ZM35 24V26H37ZM82 24V23H81ZM106 24V23H105ZM108 24V23H107ZM118 24V23H117ZM162 24V23H161ZM171 24V25H172ZM178 24V23H177ZM207 24V23H206ZM260 24V23H259ZM17 25V24H16ZM15 25V26H16ZM79 25V24H78ZM86 26H87V23L85 24ZM182 25V24H181ZM188 25V24H187ZM204 25V24H203ZM210 25V24H209ZM208 25V26H209ZM222 25V24H221ZM261 25V24H260ZM14 26V28H12L11 29V31L12 30H15V31H17L16 30V27ZM39 26V27H40ZM91 26V25H90ZM89 25H88V27H90ZM108 26V25H107ZM163 26V25H162ZM161 26V27H162ZM213 26V25H212ZM215 26V25H214ZM257 26H258V24H257ZM18 27V26H17ZM20 27V28H21ZM39 27H37V28H39ZM82 27V26H81ZM80 27V28H81ZM85 27V26H84ZM105 27V26H104ZM158 28H159V26H157ZM172 27V26H171ZM180 27V26H179ZM210 27V26H209ZM209 27H207L206 26V28H209ZM20 28L18 29V30H20ZM79 28V29H80ZM90 28H92V27H90ZM100 28V27H99ZM98 28V29H99ZM117 28H119V27H117ZM121 28V27H120ZM154 28V27H153ZM174 28V27H173ZM176 28V27H175ZM221 28V27H220ZM259 28H261V27H259ZM36 29V28H35ZM83 29V28H82ZM114 29V28H113ZM191 29H192V27H191ZM212 29V28H211ZM208 29V30H210L211 32H212V30H214V29ZM236 29H237V27H236ZM264 29V28H263ZM0 30L2 31V32H6V33H8L7 32V29H6V27H5V23L3 22V19H2V17H1V12H0ZM102 30H103V28H102ZM104 30L106 31V29L104 28ZM155 30H157V28L155 29ZM161 30V29H160ZM171 30V29H170ZM204 30V29H203ZM218 30V29H217ZM39 31V30H38ZM44 31V32H45ZM158 31V30H157ZM166 31V30H165ZM216 31V30H215ZM237 31V30H236ZM235 31V32H236ZM261 31H262V29H261ZM264 31V30H263ZM263 31H262V33H263ZM13 32V31H12ZM18 32V31H17ZM37 32V31H36ZM43 32V33H44ZM177 32V34H180V33H178L179 31H176ZM195 32H196V30H195ZM210 32V33H211ZM217 32V31H216ZM19 33V35H21ZM39 33V32H38ZM45 33H47V32H45ZM44 33V34H45ZM100 33H101V29H100ZM157 33V32H156ZM162 33V32H161ZM184 33V32H183ZM219 33V32H218ZM245 34H246V32H244ZM260 32H258V34H259ZM13 34H15V33H13ZM117 34V33H116ZM176 34V33H175ZM176 34V35H177ZM185 34V33H184ZM183 34V35H184ZM212 34V33H211ZM217 34V33H216ZM230 34V33H229ZM238 35H239V33H237ZM6 36H7V34H5ZM8 35H10L9 33H8ZM38 36L40 35V34H37ZM101 35H103V34H101ZM158 35H159V33H158ZM175 35V36H176ZM181 35V34H180ZM213 35V34H212ZM225 35V34H224ZM262 35V34H261ZM5 36V37H6ZM18 36V35H17ZM157 36V35H156ZM160 36V35H159ZM211 36V35H210ZM242 36V35H241ZM259 36V35H258ZM8 37V36H7ZM10 37V39H11V36H9ZM41 37V36H40ZM46 37H47V35H46ZM46 37H45V39H46ZM49 37V36H48ZM87 37H89L90 39H87ZM162 37V36H161ZM180 37V36H179ZM190 37V36H189ZM212 37V36H211ZM210 37V38H211ZM230 37H231V35H230ZM234 37H236V35L234 36ZM239 37V36H238ZM19 38H21V37H19ZM168 38H170V37H168ZM167 38V39H168ZM176 38V37H175ZM214 38V37H213ZM213 38L211 39V40H213ZM241 37H239V40H242V39H240ZM243 38V37H242ZM245 38V37H244ZM243 38V39H244ZM254 38V37H253ZM259 38V37H258ZM2 39V38H1ZM6 39V38H5ZM49 38H47V40H48ZM155 39H157V38H155ZM183 39V38H182ZM194 39V38H193ZM216 38H214V41H220V40H215ZM223 39V38H222ZM235 39V38H234ZM248 39H251V38H248ZM261 39V38H260ZM12 40V39H11ZM18 40V39H17ZM159 40V39H158ZM173 40V39H172ZM176 40V39H175ZM197 40H200V39H197ZM211 40H210V42H211ZM245 40V39H244ZM243 40V43L245 42ZM256 40V39H255ZM255 40L253 41V45H254V42H255ZM20 41V40H19ZM22 41H24V40H22ZM42 41H44V39H43V37H42ZM99 41H100V37H99ZM167 41V40H166ZM183 41H184V39H183ZM213 41V42H214ZM264 41V40H263ZM5 42V41H4ZM10 42V41H9ZM26 42V41H25ZM49 42V41H48ZM212 42V44H214V43H216V42H214L213 43ZM236 42H237V40H236ZM252 42V41H251ZM251 42H249V44L251 43ZM260 42H261V44H263L262 43V41L260 40ZM100 43V42H99ZM156 43V42H155ZM154 43V44H155ZM166 43V42H165ZM232 43H234V42H232ZM243 43H241V46L243 47ZM246 43H248V42H246ZM245 43V44H246ZM259 43V42H258ZM9 44V43H8ZM28 44V43H27ZM49 44V43H48ZM103 44V43H102ZM101 44V45H102ZM175 44V43H174ZM180 44H182V43H180ZM199 44H201V43H199ZM221 44V43H220ZM234 44H236V43H234ZM260 44V45H261ZM1 45V44H0ZM6 45V44H5ZM4 45V46H5ZM10 45V44H9ZM14 45L15 46H19V45H23L24 46V42H16V43H14ZM30 45V44H29ZM73 45H75V47L73 46ZM168 45V44H167ZM178 45V44H177ZM185 45H187L186 43H185ZM184 45V46H185ZM207 45H209V44H207ZM216 45V47H218V45H219V43L217 44H215ZM237 45V44H236ZM252 45V46H253ZM259 45V44H258ZM11 46V45H10ZM27 45H25V47H26ZM42 46H43V44H42ZM106 46V45H105ZM104 46V47H105ZM183 46V45H182ZM195 46V45H194ZM239 46H240V43H239V45H238V48H239ZM251 46V47H252ZM7 47H8V45H7ZM12 47V46H11ZM10 47V48H11ZM28 47V46H27ZM26 47V48H27ZM31 47V46H30ZM29 47V48H30ZM72 47H74V48H72ZM100 47V46H99ZM157 47H158V44H157ZM199 47H201L202 48V46H199ZM232 47V46H231ZM248 47V46H247ZM251 47H249V48H251ZM260 47V46H259ZM1 48V47H0ZM4 48H6V47H4ZM102 48V47H101ZM117 48V47H116ZM120 48V47H119ZM176 48H177V46H176ZM178 48H179V45H178ZM181 48V47H180ZM194 48V47H193ZM232 48H234V46L232 47ZM241 48V47H240ZM239 48V49H240ZM244 48V47H243ZM242 48V49H243ZM255 48V47H254ZM8 49H9V47H8ZM12 49V48H11ZM31 49H33L34 50V52H36L37 50L36 49H34V48H31ZM38 49V48H37ZM140 49V48H139ZM143 49V48H142ZM141 49V50H142ZM152 48L150 47V50H151ZM160 49V48H159ZM164 49H165V46H164ZM182 49V48H181ZM184 49V48H183ZM219 49V48H218ZM218 49H215L216 51L218 50ZM235 49V48H234ZM248 49V48H247ZM262 49V48H261ZM21 50H22V48H21ZM28 50V49H27ZM36 50V51H35ZM156 50V49H155ZM167 50V49H166ZM171 50V49H170ZM174 50V49H173ZM190 50V49H189ZM214 50V49H213ZM226 50H228L227 48H226ZM243 50H245V49H243ZM14 51V50H13ZM19 52H20V48H19V50H18ZM41 51V50H40ZM44 51H45V49H44ZM145 51V50H144ZM157 51V50H156ZM159 51V50H158ZM188 51V50H187ZM187 51H185V52H187ZM229 51V50H228ZM236 51H237V49H236ZM235 51V52H236ZM242 51V50H241ZM241 51H238L237 53L238 54H240L239 52H241ZM246 51V50H245ZM249 51H250V49H249ZM249 51H246V53L247 52H249ZM252 51V50H251ZM262 51H264V50H262ZM4 52H5V49H4ZM9 52V51H8ZM17 52V51H16ZM22 52H23V50H22ZM38 52V51H37ZM112 52V51H111ZM146 52V51H145ZM153 52H154V50H153ZM177 52V51H176ZM184 52V51H183ZM194 52L196 53V50H194ZM201 52V51H200ZM214 52V51H213ZM11 53H12V51H11ZM10 53V54H11ZM18 53V52H17ZM41 53V52H40ZM45 53V52H44ZM126 53H128V52H126ZM164 53V52H163ZM162 53V54H163ZM169 53V52H168ZM168 53H166V54H168ZM218 53V52H217ZM9 54V55H10ZM15 54V53H14ZM18 54H20V53H18ZM28 54H29V50H28ZM36 54V53H35ZM110 54H113V52L112 53H110ZM131 55H133L132 53H130ZM130 54L128 53V55L130 56ZM145 54V53H144ZM143 54V55H144ZM147 54H149V53H147ZM156 54V53H155ZM176 54V53H175ZM174 54V55H175ZM188 54V53H187ZM202 54V53H201ZM221 54V53H220ZM243 54H244V52H243ZM248 54V53H247ZM2 55V54H1ZM1 55H0V59H1ZM120 55V54H119ZM121 55H123L122 54V52H121ZM173 55V56H174ZM177 55H178V52H177ZM193 55V54H192ZM222 55H223V51H222ZM248 55H250V54H248ZM4 55H2V57H3ZM8 55H6V56H4V57H7ZM12 56V58H13V55H11ZM22 56H24V52H23V55ZM140 56H142V55H140ZM148 56H150V55H148ZM180 56H182V55H180ZM194 56V55H193ZM205 56V55H204ZM240 56H241V54H240ZM247 56V55H246ZM123 57V56H122ZM124 57H126V56H124ZM128 57V56H127ZM126 57V58H127ZM134 57L135 58H133V59H135V61L137 60V54L136 55H134ZM144 57H146V55L145 56H143V58ZM151 57V56H150ZM201 57H203V54H202V56ZM200 57V58H201ZM221 57H223V56H221ZM220 57V58H221ZM231 57V56H230ZM230 57L228 58L229 60H230ZM243 57H245L244 55H243ZM248 58H249V56H247ZM246 57V59L247 60H249L248 58ZM257 57V56H256ZM11 58V59H12ZM20 58H21V56H20ZM24 58V57H23ZM112 58V59H111ZM119 58H121V56L119 57ZM129 58V61H130V58L132 59V57H128ZM139 58V57H138ZM147 58V57H146ZM177 58H179V57H177ZM199 58V59H200ZM251 58H253L251 55H250V59ZM5 59V58H4ZM10 59V61H12ZM26 59V58H25ZM122 59V58H121ZM140 59H141V57H140ZM140 59L138 60V61H140ZM145 59V58H144ZM143 59V60H144ZM149 59H151V58H149ZM180 59V58H179ZM205 59V58H204ZM242 59V58H241ZM19 60V59H18ZM22 60V59H21ZM20 60V61H21ZM123 61L125 60V59H122ZM146 60V59H145ZM173 60V59H172ZM178 60V59H177ZM190 60V59H189ZM195 60V59H194ZM203 60V59H202ZM202 60L200 61L201 62V64H203L204 63V61H203V63H202ZM239 60V59H238ZM243 60V59H242ZM253 60H254V58H253ZM17 61V60H16ZM39 61V60H38ZM126 61V60H125ZM133 61V60H132ZM246 61V60H245ZM255 61H257L256 59H255ZM5 62H7V60H5ZM22 62V61H21ZM26 62H27V60H26ZM141 62H142V59H141ZM141 62H140V65H142L141 64ZM150 62H152V59L150 60ZM174 62V61H173ZM196 61H194V63H195ZM224 62V61H223ZM244 62V61H243ZM18 63V62H17ZM49 63V62H48ZM126 63V62H125ZM134 62H129V65L130 64H133ZM137 63V62H136ZM145 63V62H144ZM160 63H162V62H160ZM169 63H170V61H169ZM189 63V62H188ZM258 63V62H257ZM3 64H6V63H2V65ZM8 64V63H7ZM18 64H20V62L18 63ZM17 64V65H18ZM151 64V63H150ZM156 64H157V62H156ZM179 64V63H178ZM186 64V63H185ZM198 64V63H197ZM26 65V64H25ZM24 65V66H25ZM125 65V67L123 66V65H121V66H123L124 67V69L125 68H127L126 66H127V64H124ZM134 65V64H133ZM132 65V66H133ZM139 65V62H138V66H140ZM147 65V61H146V64H144V66H146ZM148 65H149V63H148ZM159 65V64H158ZM171 65H173L172 63H171ZM209 65H211V64H209ZM244 65V64H243ZM246 62H245V67H246ZM5 66H8V65H5ZM4 66V67H5ZM23 66V67H24ZM44 66H45V63H44ZM52 66V67H53ZM136 66V65H135ZM133 67V68H136V67ZM143 66V65H142ZM165 66H166V64H165ZM164 66V67H165ZM168 66V65H167ZM176 66V65H175ZM181 66V65H180ZM189 66H190V64H189ZM191 66H192V64H191ZM203 66H204V64H203ZM252 67H253V64L251 65ZM251 66H249L250 67V69L249 68H246L247 70L249 69V72H250V70H253L252 69V67ZM257 66V65H256ZM19 67H20V65H19ZM92 67H93V65H92ZM129 67V66H128ZM131 67V66H130ZM141 67V66H140ZM148 67V66H147ZM159 67H160V65L158 66V69H159ZM196 67V66H195ZM194 66H193V69L195 68ZM198 67H200V66H198ZM198 67H196L194 70L192 69H190L191 70V72H193V71H195L196 73H199V68ZM259 67H260V65H259ZM22 68V67H21ZM49 68V67H48ZM138 68V67H137ZM157 68V67H156ZM172 68V67H171ZM177 68V67H176ZM192 68V67H191ZM201 68V67H200ZM223 68V67H222ZM1 69H2V67H1ZM6 69H8V68H6ZM31 69V68H30ZM32 69H34V68H32ZM49 69H51V67L49 68ZM48 69V70H49ZM122 69V68H121ZM128 69V71H130V70H135V69H131L130 68V70H129V68H127ZM126 69V70H127ZM145 70H146V67L144 68ZM173 70H175L174 68H172ZM186 69V68H185ZM207 69V68H206ZM206 69H205V67H204V70L206 71ZM224 69V68H223ZM229 69H231L230 68V65H229ZM229 69H228V71H229ZM232 69H233V67H232ZM40 70V69H39ZM38 70V71H39ZM139 70V69H138ZM138 70H135L134 72H132V73H128V76H130L129 74H133V77L135 78L137 75L138 76H140L139 75V73L136 75L135 73H137L136 71H138ZM142 70H143V67H142ZM160 70V69H159ZM173 70H171V71H173ZM187 70V69H186ZM210 70H212L211 68H210ZM247 70H244V71H247ZM255 70H256V73H257V68H255ZM259 70V69H258ZM8 72H10V74L12 75V73H17L18 71H19V69H16V67L14 66V65H11L10 67H9V69L7 70ZM26 71H27V69H26ZM32 71V70H31ZM41 71H45V69H43V70H41ZM50 71V70H49ZM122 71H124L123 69H122ZM146 71H148V70H146ZM184 71V70H183ZM233 71V70H232ZM244 71H243V73H244ZM2 72V71H1ZM12 72V73H11ZM20 72V71H19ZM28 72V71H27ZM27 72H25L26 74H27ZM45 72H47V71H45ZM98 72V71H97ZM100 72H99V74H100ZM138 72H141V71H138ZM157 72H159L160 73V71H157ZM176 72V71H175ZM179 72V71H178ZM190 72V73H191ZM201 72V71H200ZM212 72H214V71H212ZM225 72V71H224ZM223 72V73H224ZM253 72V71H252ZM252 72H250L249 74H251ZM260 72V71H259ZM3 74H4V72H2ZM29 73V72H28ZM41 73V72H40ZM125 73V72H124ZM144 73V72H143ZM143 73H142V75H143ZM158 73V74H159ZM168 73V72H167ZM166 73V74H167ZM187 73V72H186ZM18 74V73H17ZM21 74V73H20ZM32 74V73H31ZM48 74H50V72L48 73ZM52 74V73H51ZM126 74H127V72H126ZM125 74V75H126ZM134 74H135V76H134ZM148 74V73H147ZM161 74V73H160ZM180 74V73H179ZM178 74V75H179ZM195 74V73H194ZM201 74V73H200ZM207 74V73H206ZM245 74V73H244ZM248 74V73H247ZM248 74V75H249ZM254 75H255V73H253ZM263 74V76H264V73H262ZM261 73H257V76L258 75H262ZM5 75V74H4ZM45 75V74H44ZM101 75V74H100ZM99 76L100 78L102 77V78H104V76ZM121 75V74H120ZM224 75V74H223ZM233 75H234V73H233ZM247 75V76H248ZM37 76V74H35V77ZM46 76V75H45ZM47 76H49V75H47ZM95 76V75H94ZM98 76V75H97ZM118 76H119V74H118ZM128 76H126L127 78H128ZM132 76V75H131ZM137 76V77H138ZM143 76H145V75H143ZM149 76H150V74H149ZM153 76V75H152ZM156 76H158V75H155V77ZM159 76H161V75H159ZM163 76V75H162ZM189 76H191V75H189ZM196 77H197V75H195ZM202 76V75H201ZM210 77L212 76L213 78L216 76L215 74H212V75H209ZM235 76V75H234ZM234 76L232 77V78H234ZM249 76H252V78H254L253 77V75L251 74V75H249ZM248 76V77H249ZM21 76H19V78H20ZM29 77V76H28ZM120 77V76H119ZM122 77V76H121ZM125 77V78H126ZM136 77V78H137ZM148 77V76H147ZM199 77V76H198ZM197 77V78H198ZM256 77V76H255ZM262 77V76H261ZM10 79H11V77H9ZM8 78V79H9ZM17 78V77H16ZM34 78V77H33ZM32 78V79H33ZM44 78V77H43ZM42 78V79H43ZM46 78H48V77H46ZM95 78V77H94ZM99 78V79H100ZM135 78V79H136ZM140 78V77H139ZM139 78H137V79H139ZM149 79H150V77H148ZM164 78V77H163ZM173 78V77H172ZM179 78H180V75H179ZM202 78V77H201ZM200 78V79H201ZM222 78H223V76H222ZM228 78V77H227ZM264 78V77H263ZM7 79V80H8ZM21 79V78H20ZM28 79V78H27ZM132 79V78H131ZM148 79V80H149ZM178 79V78H177ZM195 80H196V78H194ZM207 79V78H206ZM216 79V78H215ZM247 79V78H246ZM248 79H250V77L248 78ZM256 79V78H255ZM6 80V81H7ZM15 80V79H14ZM31 80V79H30ZM115 80V81H114ZM140 80V79H139ZM144 79H142L141 78V82L143 81ZM152 80V79H151ZM172 80V79H171ZM184 80V79H183ZM193 81V82H196V84H197V82H199V84H201L200 82V80H197V81ZM214 80V79H213ZM257 80V79H256ZM255 80V81H256ZM258 80H260V86H259V89H260V91L258 90L257 92L259 93H257V92H254V93H257V95H259V106L260 107H263V109H260V111L258 112V111H255V110H252V111H254V113L253 112H251V113H253V114H255V116L256 115H258V117L256 116L255 118L256 119H259L258 121H259V127H257L258 129H256V131H257V133L255 134V137H254V134L252 133V136L251 137H254V140H251V138H250V141L251 142H253L252 144H253V146H254V148L253 149H250V148H247V147H245L246 145L244 144V146L243 145H241V143L243 144V142H241V140H239V138H234L235 139V141H232L233 142V145H231L230 143H227V141L228 140H226L225 141V138L227 137L226 135H227V132L224 134V136H226L225 138L223 137V133H224V131H223V133L222 132H220L221 131V126L219 127L217 124V128H216V130H215V132H214V134H212V136L214 137H212L211 135H208V132H209V134H211L210 133V131H213L212 129L210 130V124H207V125H205L206 124V121H204L203 120V116H198V109L200 108V106L196 103V105H194V106H196L197 107V105H198V109L197 108H195L194 106H193V102L195 101L194 100V96H196V95H192V94H188L189 96H186L185 98H186V100H185V103H186V111L184 110V113L186 112V117H185V119H186V125H185V128L187 129V130H190V132L191 133H189V134H187V133H182L181 131L182 130H180V134H178L177 132H176V130L175 131H173L174 130V128H173V130H170V128H169V130L168 129H166V128H162V129H160V130H158L157 128H158V125L157 124H155V125H157V127H156V131L155 132H153V131H150V127H149V125L148 124H146V125H144V127H138L137 125L138 124H136V122H132V125L130 126V133H131V136H133V144H131V147H130V151H126V146H125V148L123 149V147H121L120 149H123L122 151H124L125 150V152H124V154H123V156L125 157H123V160H124V162H123V166H124V168L126 169V174L125 175H128L129 173H128V163L129 162H127V155L128 154H130L131 153V157H133L134 158V156H136L135 154H138V153H144V156H145V152L143 151V148L145 149V150H147V153L149 154V156H148V159H149V162H148V164H147V166L144 168H141L140 170H138L139 172H138V175H142L141 176V179L139 180V177H138V179H137V177H135L136 176V174H137V171L135 172L134 171V174H133V177H131V175H130V177H126V179H125V181H126V183L125 184H129V183H133L136 187H137V189L138 190H135L137 193H135L134 195L136 196V198H135V200H136V202L138 203V201H140L139 203L140 204H143V206H144V208H147L148 210H149V214H153V215H155V220L153 221V224H152V227H153V230L155 231V233H156V236H158L159 237V239H160V241H159V243L161 242V244H160V246L162 247L161 248V250H162V252H163V254L165 255V257H167L168 256V261H170L169 263H172V264H264V85H263V83H262V81L264 80H261V79H258ZM12 81V80H11ZM39 81H40V79L38 80V83H39ZM43 81H44V79H43ZM103 81H104V79H103ZM153 81V80H152ZM158 81H160L159 80V77H158ZM157 81V83H159ZM167 81V80H166ZM204 81V80H203ZM207 81V80H206ZM210 81H212L211 80V78H210ZM248 81V80H247ZM20 82H22V81H20ZM28 82V81H27ZM30 82V81H29ZM31 82H32V80H31ZM48 82V81H47ZM45 82L46 83V86H47V84L48 83H50V82ZM92 82V81H91ZM96 82H98V81H95V83H94V86H95V84H97ZM99 82H101V83H103L102 82V80L101 81H99ZM105 82V84L107 83L106 81H104ZM133 82H136V80L135 81H133ZM137 82H139L138 80H137ZM154 82V81H153ZM153 82H152V84H153ZM161 82V81H160ZM172 82V81H171ZM178 82V81H177ZM184 82V81H183ZM182 82V83H183ZM192 82V83H193ZM236 82V81H235ZM249 82H251V81H249ZM6 83H8V82H6ZM15 83H17V82H15ZM34 83H35V80H34ZM33 82H32V85L34 84ZM112 83V82H111ZM128 83L129 82H124V84H127L128 85ZM140 83V82H139ZM143 83V82H142ZM169 83V82H168ZM179 83V82H178ZM212 83V82H211ZM222 83H224L223 81H222ZM230 83V82H229ZM238 83V82H237ZM37 84V83H36ZM35 84V85H36ZM92 84V83H91ZM163 84V83H162ZM174 84H176V81H175V83ZM180 84V83H179ZM196 84H195V87H196ZM251 84V83H250ZM252 84H253V82H252ZM251 84V85H252ZM27 85V84H26ZM38 85V84H37ZM43 85V84H42ZM51 85V84H50ZM106 85H108V88L107 87H105L106 88V90L107 91H109L110 90V87H109V85L110 84H106ZM140 85V84H139ZM138 85V86H139ZM144 85V84H143ZM146 85V84H145ZM160 85V84H159ZM165 85V84H164ZM167 85V84H166ZM183 85V84H182ZM207 85V84H206ZM206 85H198V86H200V87H198V89L199 88H201V87H203L204 86V89H205V86ZM28 86V85H27ZM30 86V85H29ZM93 86V87H94ZM102 86V85H101ZM113 86V85H112ZM163 86V85H162ZM169 86H170V84H169ZM178 86V85H177ZM177 86H176V88H177ZM190 86H191V83H190ZM189 86V87H190ZM232 86V85H231ZM239 86V85H238ZM31 87V86H30ZM33 87H35L34 85H33ZM44 87V86H43ZM53 87V88H54ZM88 87V88H89ZM99 87H100V85L98 86V91H100V89H99ZM137 87V86H136ZM143 87V86H142ZM154 87V86H153ZM156 87H158V85L156 86ZM155 87V88H156ZM161 87V86H160ZM159 87V88H160ZM183 87V86H182ZM181 87V88H182ZM196 87V88H197ZM206 87H209L208 85L206 86ZM242 87V86H241ZM26 88H28V87H26ZM41 88V87H40ZM45 88V87H44ZM48 88H50V87H48ZM52 88V89H53ZM66 88H69V87H66ZM77 88V92H79L80 93V95H81V93H84L83 92V90H81V91H78L79 89H78V87H76ZM75 88V89H76ZM102 88H103V86H102ZM112 88V87H111ZM130 88H132V87H130ZM139 88H141V86L139 87ZM138 88V89H139ZM166 88H167V86H166ZM170 88V87H169ZM247 88V87H246ZM11 89V88H10ZM38 89H39V86H38ZM47 89V88H46ZM94 89V88H93ZM92 89V90H93ZM95 89H97L96 87H95ZM134 89V88H133ZM136 89V88H135ZM153 88H151V90H152ZM164 89H165V86H164ZM183 89V88H182ZM193 88H191V90H192ZM197 89V90H198ZM244 89V88H243ZM250 88H248L247 90H249ZM20 90V89H19ZM27 90V89H26ZM29 90V89H28ZM45 90V89H44ZM49 90H51V89H49ZM54 90V89H53ZM64 90V89H63ZM67 90V89H66ZM91 90V91H92ZM104 92H105V89H102ZM132 90V89H131ZM145 90V89H144ZM157 90V89H156ZM160 90V89H159ZM173 90V89H172ZM177 90H178V88H177ZM187 90L189 91V88H187ZM194 90V89H193ZM196 90V89H195ZM196 90V91H197ZM46 91V90H45ZM61 91V90H60ZM65 91V90H64ZM64 91H62V93L63 94H65L64 93ZM86 91H87V89H86ZM97 91V92H98ZM111 91V93H112V89L110 90ZM109 91V92H110ZM142 91H143V89H142ZM146 92H145V94H147L148 93V90H145ZM162 91V90H161ZM167 91V90H166ZM170 91H171V89L169 90V95L171 96V94H170ZM181 91V90H180ZM185 91V90H184ZM195 91V92H196ZM201 92H199V95H200V93H202V91L203 90H200ZM205 91H206V89H205ZM207 91H208V89H207ZM228 91V90H227ZM244 91H246V90H244ZM252 91H253V89H252ZM252 91H251V94H252ZM254 91H256V87L254 88ZM40 92H43V91H40ZM54 92V91H53ZM55 92H56V90H55ZM67 92V91H66ZM93 92V91H92ZM137 92V91H136ZM139 92V91H138ZM154 92H155V90H154ZM158 92V91H157ZM182 92V91H181ZM181 92H179V93H181ZM190 92V91H189ZM194 92V91H193ZM210 92V91H209ZM208 92V95L206 94V96L208 97V99H209V97H210V95H211V93H209ZM229 92V91H228ZM246 92H248V91H246ZM26 93V92H25ZM28 93V92H27ZM89 93V92H88ZM95 93V92H94ZM99 94H97V96L99 95V96H101L100 95V93L101 92H98ZM108 93V92H107ZM151 93V92H150ZM178 93V94H179ZM183 93V92H182ZM218 93V92H217ZM217 93L216 94H214L215 96L213 97V98H215L216 97V95H217ZM235 93V92H234ZM62 94V95H63ZM86 94H87V92H86ZM104 94V93H103ZM113 94H115V92L113 91V93H112V95ZM143 94V93H142ZM145 94H144V96H145ZM153 94V93H152ZM167 94V93H166ZM167 94V95H168ZM193 94H196V93H193ZM18 95V94H17ZM24 95V94H23ZM48 95H50V94H48ZM52 95V94H51ZM56 95V94H55ZM78 95V94H77ZM156 95V94H155ZM167 96L168 97V100L166 99V98H164L165 100H167L168 102H169V105L171 106H168L167 107V104L165 105V104H163V100H162V105H163V107H167V108H169L168 110V113H170V111L172 110V106H176L177 104H175L176 102H178V101H182V99H180L179 97H176L175 98V96L176 95H173V99H175V100H169V99H171L172 98V96H171V98H169L170 96ZM181 95V94H180ZM183 95L184 94H182V97H183ZM198 95V96H199ZM202 95V94H201ZM203 95H205V93L203 94ZM202 95V96H203ZM219 95V94H218ZM222 95V94H221ZM220 95V96H221ZM246 95V94H245ZM253 95V94H252ZM254 95H256V94H254ZM57 96H59V95H57ZM56 96V97H57ZM65 96V95H64ZM84 96V95H83ZM82 96V97H83ZM87 96V95H86ZM89 96H90V94H89ZM93 96V95H92ZM107 96V95H106ZM109 96V95H108ZM115 96V95H114ZM117 96H119L118 94L116 95V97ZM148 96V95H147ZM157 96V95H156ZM152 97L153 99H151L150 100V102L152 101L153 102V100H154V102L153 103H158L159 101H160V98L159 99H157V97ZM197 96V97H198ZM54 97V96H53ZM56 97L54 98V99H56ZM81 97V98H82ZM91 97V96H90ZM89 97V98H90ZM94 97V96H93ZM93 97H92V99H93ZM110 97V96H109ZM115 97V98H116ZM120 97H118V98H120ZM160 97V96H159ZM200 97V96H199ZM207 97H205L206 99H207ZM212 97V96H211ZM210 97V98H211ZM219 96H217L216 97V100H217V98H218ZM222 97V96H221ZM221 97H219L220 99L219 100H217L218 102L219 101H221ZM254 97V96H253ZM59 98V97H58ZM57 98V99H58ZM76 98H78L77 96H76ZM76 98H75V96H74V100H76ZM89 98L87 99V100H89ZM95 98H97V97H95ZM102 98H103V96H102ZM118 98H116L117 100H118ZM151 98V97H150ZM150 98H148V100L150 99ZM180 99V100H176V99ZM184 98V99H185ZM237 98V97H236ZM256 98V97H255ZM49 99V98H48ZM53 98L51 97V100H52ZM56 99V100H57ZM60 99L62 100V98H61V96H60ZM64 99V98H63ZM92 99H90L91 101H93ZM105 99H107V97H104V99H103V101L105 102ZM116 99H115V101H116ZM161 99H163V98H161ZM198 99V98H197ZM200 99H202V98H200ZM22 100V99H21ZM44 100V99H43ZM86 100V99H85ZM89 100V101H90ZM108 100L109 99H107V101H106V103H108ZM111 100V99H110ZM109 100V101H110ZM119 100H121V99H119ZM159 100V101H158ZM164 100V101H165ZM204 100V99H203ZM215 100V99H214ZM253 100H255V99H253ZM257 101H258V99H256ZM4 101V100H3ZM59 101V100H58ZM65 102V100H62V102ZM84 101V100H83ZM88 101V102H89ZM96 101V100H95ZM99 101V100H98ZM140 100H138V103H141V102H139ZM158 101V102H157ZM176 101V102H175ZM180 101V102H181ZM207 101V100H206ZM216 101V102H217ZM225 101V100H224ZM227 101V100H226ZM225 101V102H226ZM5 102V101H4ZM22 102V101H21ZM27 102V101H26ZM47 102V101H46ZM51 102H53V101H51ZM56 102V101H55ZM79 102V101H78ZM86 102V101H85ZM84 102V103H85ZM87 102V103H88ZM100 102V101H99ZM111 102H113L114 103V99H112V101ZM110 102V103H111ZM121 102V101H120ZM161 102V101H160ZM179 102V104L178 105H180L181 103ZM183 102V101H182ZM197 102V101H196ZM198 102H199V99H198ZM210 101H208V103H209ZM216 102H214V103H216ZM217 102V103H218ZM225 102H223V100L221 101V104H223V103H225ZM241 102V101H240ZM254 102V101H253ZM256 102V101H255ZM70 103H71V100H70ZM73 103V102H72ZM81 103H83V102H81ZM81 103L79 104V106L81 105ZM95 104H96V102H94ZM93 103V104H94ZM100 103H102V102H100ZM113 103H111L110 105H112V106H114L113 105ZM165 103H167V102H165ZM208 103L206 102V106L208 105ZM212 103H213V101H212ZM237 103H239V101L237 102ZM258 103H256L257 105H258ZM6 104V103H5ZM50 104V103H49ZM55 104V103H54ZM59 104V103H58ZM90 104H91V102H90ZM103 104V103H102ZM115 104L116 105H118L119 104V101H117V102H115ZM122 104H123V101H122ZM122 104H120V105H122ZM143 105H144V103H142ZM151 104V103H150ZM149 104V101H148V105H150ZM159 104H161V103H159ZM203 103L200 101V105H202ZM219 104H220V102H219ZM227 104V102L225 103V105L224 106H221V107H223V108H221L220 107V109L218 108L219 107V105H217L218 107V110L216 109V111H218V112H220L221 111V109H222V111H224V116H225V111L227 112V110H229V108H231L233 105L230 103H228L230 106H227L226 105ZM63 105H64V103H63ZM76 105H78L77 103H76ZM84 105H86V104H84ZM88 105H89V103H88ZM104 105V104H103ZM125 105V104H124ZM124 105H122V109H125L126 108V106H124ZM146 105V104H145ZM144 105V106H145ZM152 105V104H151ZM154 105V104H153ZM157 105V104H156ZM183 105V104H182ZM209 105H210V103H209ZM209 105L207 106V107H209ZM215 105V104H214ZM242 105V104H241ZM246 105V104H245ZM257 105H254V106H257ZM49 106V105H48ZM48 106H46V104L45 103H43V108H42V110H43V113H44V117H45V119H44V121H46V123L48 124L49 123V116H50V114L49 113H51V111H49L50 109H49V107ZM62 106V105H61ZM70 106V105H69ZM92 106V105H91ZM95 106V105H94ZM105 106V105H104ZM137 106V105H136ZM143 106V107H144ZM160 106V105H159ZM203 106V105H202ZM213 106V105H212ZM212 106H210L211 107V110L213 111L214 109L212 108ZM227 108H226V107ZM1 107V106H0ZM29 107V106H28ZM83 107V106H82ZM96 108H97V105L95 106ZM100 107H102V105L100 106ZM108 107V106H107ZM119 108V110L121 109L120 108V106H118ZM123 107H125V108H123ZM139 107V106H138ZM142 107V106H141ZM153 107V106H152ZM152 107H150V108H152ZM156 107H158V105L156 106ZM162 107V106H161ZM161 107H160V109H161ZM185 107V106H184ZM213 107H215V106H213ZM224 107H225V109H224ZM229 107V108H228ZM235 107V106H234ZM244 107V106H243ZM248 109H251V107H248V105L246 106ZM246 107L245 108H242L243 110L244 109H246ZM18 108V107H17ZM37 109H38V107H36ZM57 108V107H56ZM87 109V111L85 110V109ZM84 111H86V114H84V115H90V113L94 110V109H92V107H90L91 109V111L89 112L88 110H89V106H84ZM105 108H106V106H105ZM105 108H102V110L101 111H103V109H105ZM109 108V107H108ZM149 108V109H150ZM167 108H165V110H167ZM177 108V107H176ZM14 109V108H13ZM22 109H23V107H22ZM33 109V108H32ZM36 109V110H37ZM40 109V108H39ZM53 109H55V108H53ZM60 109H63V107L61 108L60 107ZM76 109H78V108H76ZM114 109H115V107H114ZM146 109V108H145ZM156 109H158V108H156ZM164 109V108H163ZM163 109H161V110H163ZM179 109H180V106H179ZM200 109H204L205 110V108H204V106H203V108L201 107ZM210 108H208V110H209ZM241 109V110H242ZM253 109H259L258 107H253ZM42 110H40V111H42ZM71 110V109H70ZM74 110H75V107H74ZM79 110V109H78ZM80 110L81 111H79L80 113L79 114H81V112H83L82 111V109H81V107H80ZM107 110V109H106ZM105 110V111H106ZM118 110V111H119ZM137 110H139V109H137ZM152 110V109H151ZM165 110H164V112H165ZM176 110H178V108L176 109ZM220 110V111H219ZM232 110V109H231ZM233 110H235V109H233ZM237 110V109H236ZM240 110V111H241ZM262 110V111H261ZM17 111V110H16ZM25 111L26 110H24V113H23V115L21 114H19V112L17 113V115L15 116V118H14V121L12 122V124H10V127H11V129L12 130H14V131H12V132H10V127L9 128H5V130H7L6 132H5V130H4V136H5V134H9V135H13V133H14V136H15V139H13V137H12V139L14 140H12V141H10V140H8L7 141V137L6 138H4V140L5 141H7L8 143H9V141H10V143L12 142V144H6L7 142H4L5 143V145H3V147L2 148H0V150H1V152L3 153V157H5V158H7L9 161L12 159L13 160V162H11V163H13V166H14V168L15 169H17L18 171H20V172H24L26 169H27V166H28V164H29V166H30V163L32 162L31 160L33 159L32 157H33V155H35V153H44V152H48L51 148L49 147L50 146V144H49V146H47V148H45V149H42L40 146L39 147H37V148H35V146H37V144H35V140L40 136V134H39V132H41V127H42V118L40 119V116H39V113L38 112H35V111H33V113L31 112L28 116H27V114H28V111L26 112L27 114H25ZM59 111H61V110H59ZM72 111V110H71ZM77 111V110H76ZM94 111H96V110H94ZM105 111H103V112H105ZM108 111V110H107ZM115 111V110H114ZM141 108H140V111H139V113H141ZM153 111V110H152ZM157 111V110H156ZM174 112H176L175 110H173ZM182 111V110H181ZM201 111H203V110H201ZM211 111V116L210 117H212V114H213V112ZM215 111V112H216ZM245 111V110H244ZM247 111V110H246ZM245 111V112H246ZM250 111V110H249ZM248 111V112H249ZM57 112V111H56ZM63 112V111H62ZM100 112V111H99ZM117 112V111H116ZM127 112V111H126ZM125 112V113H126ZM138 112V111H137ZM155 112V111H154ZM158 112V111H157ZM160 112V111H159ZM183 112V111H182ZM206 112V111H205ZM204 112V113H205ZM229 112V113H228ZM227 113H226V116H228L229 114L231 115L232 114V112L231 111H228ZM237 112H238V110H237ZM14 113V112H13ZM78 113V112H77ZM76 113V116L78 115ZM85 113V112H84ZM88 113V114H87ZM95 113V112H94ZM97 113H98V111H97ZM161 113V112H160ZM178 113H180V111L178 112ZM184 113H182L183 115H184ZM200 113H202V112H200ZM204 113H202L201 115H204ZM223 113V112H222ZM239 113V112H238ZM11 114V113H10ZM91 114H93V113H91ZM96 114V113H95ZM105 115L106 114H108V112L107 113H104ZM103 114V115H104ZM110 114V113H109ZM116 114V113H115ZM118 114V113H117ZM124 115V111L121 113V115ZM164 114V113H163ZM206 114V113H205ZM216 114V116H218L219 114H217V112L215 113ZM250 114V113H249ZM12 115V114H11ZM40 115H41V113H40ZM58 115H60V114H58ZM62 115H63V113H62ZM81 115H83V113L81 114ZM81 115H78L77 117H78V120L77 121H80L82 118L81 117H83V116H81ZM96 115H99L100 116V114H96ZM105 115L103 116V117H105ZM120 115V114H119ZM122 115V116H123ZM141 115H143V114H141ZM153 116H154V114H152ZM151 115V117H153ZM165 115V114H164ZM180 115V114H179ZM207 115V114H206ZM205 115V116H206ZM223 115V114H222ZM234 114H232V116H233ZM236 115V114H235ZM235 115L233 116L234 117V119H237V118H235ZM248 115V114H247ZM9 116V115H8ZM42 116H43V114H42ZM81 116V117H80ZM101 116H102V114H101ZM107 116H109V115H107ZM167 116H169V115H167ZM215 116V117H216ZM223 116V117H224ZM225 116V117H226ZM251 116H252V114H251ZM61 117V116H60ZM75 117V116H74ZM90 117V116H89ZM92 117L94 118L93 120H94V122L96 121V120H98L97 118L95 119V115L94 116H91L90 117V119H92ZM97 117V116H96ZM111 117V116H110ZM110 117H108V118H110ZM146 118H147V116H145ZM149 117V116H148ZM150 117V118H151ZM177 117V116H176ZM198 117H200V118H198ZM208 117V116H207ZM219 117V116H218ZM10 118V117H9ZM9 118H8V120H9ZM62 118H65L64 117V115H63V117ZM67 118V117H66ZM69 118H70V115H69ZM79 118H81L80 120H79ZM84 118H88V116L87 117H85L84 116ZM84 118L82 119V120H84ZM99 118V117H98ZM119 118V117H118ZM127 117H125V119H126ZM149 118V119H150ZM167 118V117H166ZM229 118V120H231L232 119V117L231 116H229L228 117ZM231 118V119H230ZM245 118H247V117H245ZM249 118V117H248ZM248 118H247V120H248ZM51 119V118H50ZM54 119V118H53ZM61 119V118H60ZM104 119H106V118H104ZM120 119V118H119ZM122 120L124 119V117H122L121 118ZM167 119H169V118H167ZM210 119H214L213 117L212 118H210ZM220 119V118H219ZM6 120V119H5ZM52 120V119H51ZM86 120V119H85ZM87 120H89V119H87ZM87 120H86V122H87ZM100 120V119H99ZM102 121H103V119H101ZM107 120V119H106ZM106 120L104 121L105 123H106ZM110 120V119H109ZM112 120V119H111ZM121 120V121H122ZM145 120V119H144ZM148 120V119H147ZM201 120V121H200ZM226 120H227V118H226ZM228 120V121H229ZM247 120H245V121H247ZM53 121L54 120H52V123H53ZM70 121V120H69ZM102 121H100V122H102ZM117 121V120H116ZM202 121H204V125H203V122ZM212 121H214V120H212ZM257 121V120H256ZM257 121V122H258ZM66 122H67V119H66ZM65 122V123H66ZM76 122V121H75ZM85 122V121H84ZM84 122L82 123V122H80V123H78V122H76L75 123V125L78 123L79 125L80 124H84ZM85 122V123H86ZM89 122V121H88ZM110 122V121H109ZM128 122H130V121H128ZM138 122H141V121H138ZM153 122H156L155 121V119H154V121L152 120V122H151V124H153ZM209 122V121H208ZM216 122H218V121H216ZM226 122V121H225ZM232 124H233V119H232V121H230ZM56 123V122H55ZM60 123H61V121H60ZM71 123V122H70ZM91 123H92V121H91ZM123 123H125V121H123ZM147 123H148V121H147ZM157 123V122H156ZM165 123V122H164ZM228 123V122H227ZM230 123V125L232 126V124ZM6 124V123H5ZM15 124H16V129H15ZM44 124H45V122H44ZM54 124V123H53ZM52 124V125H53ZM57 124L58 123H56V124H54L53 126H57ZM62 125H63V121H62V123H61ZM67 124V123H66ZM102 124V123H101ZM109 124V123H108ZM110 124H112V122L110 123ZM115 123L113 122V124L112 125H114ZM121 124V123H120ZM221 125H222V123H220ZM219 124V125H220ZM229 124V123H228ZM7 125H8V123H7ZM6 125V127H8ZM59 125V124H58ZM68 125V124H67ZM86 125L88 126L89 124H87L86 123ZM95 125H97V123L95 124ZM103 125L104 124H102L101 126L103 127ZM107 125V124H106ZM106 125H104V126H106ZM117 125V124H116ZM154 125V124H153ZM167 125H169V124H167ZM216 125H214V127L216 126ZM17 126H19L20 127V130H18L17 129ZM66 125H64L63 127H65ZM70 126V125H69ZM69 126H66L67 127V129H68V127ZM77 126V125H76ZM84 126V125H83ZM82 125H80V127H82L83 129H85L84 127H86V128H89V127H87V126H84L83 127ZM228 126V125H227ZM57 127H60V125L59 126H57ZM56 127V130H58L59 131V133H58V135L60 134V131H61V127L60 128H57ZM62 127V128H63ZM71 128L70 129H72V126H70ZM73 127H74V125H73ZM80 127H78V128H80ZM93 127V124L91 125V127L90 128H92ZM97 127V126H96ZM99 127V126H98ZM111 127V126H110ZM113 127V126H112ZM116 127V126H115ZM114 127V128H115ZM154 127V126H153ZM162 126H160V128H161ZM226 127V126H225ZM234 127V126H233ZM105 128V127H104ZM104 128H101V129H103L102 131L103 132H105V130H104ZM107 128L109 129V126H107L106 127V130H107ZM117 128V127H116ZM128 128V127H127ZM21 129H24L25 131L24 132H20L21 131ZM48 129H49V127H48ZM50 129H54L53 127L51 128V126H50ZM49 129V131H51ZM60 129V130H59ZM69 129V130H70ZM98 129V128H97ZM97 129L94 127V132H96L97 131ZM152 129V128H151ZM233 129V128H232ZM231 129V130H232ZM69 130H65L67 133L69 132V133H71L73 130H76V129H73L72 131H69ZM86 130V129H85ZM88 130V129H87ZM84 131V135H85V132H86V136H87V134H89V131H90V133H91V130L89 129L88 131ZM112 130H114V129H112L111 128V132H112ZM121 130V129H120ZM125 130H126V128H125ZM124 130V131H125ZM207 130V131H206ZM250 130V129H249ZM48 131V132H49ZM55 131V130H54ZM63 131H64V129H63ZM62 131V132H63ZM64 131V132H65ZM78 130H76V133L78 134V132H77ZM98 131H100L101 132V130H98ZM119 131V130H118ZM117 130H115V132H118ZM227 131V130H226ZM64 132H63V134H64ZM65 132V133H66ZM79 132H81V129H80V131ZM92 132H93V130H92ZM92 133V134H97V133ZM204 132H207L206 134V136H205V133ZM236 132H237V130H236ZM52 133V132H51ZM55 133H57V131H55ZM68 133V134H69ZM82 134H83V132H81ZM107 133H108V131H107ZM107 133H106V135H107ZM125 133V132H124ZM129 133V134H130ZM220 133H222V134H220ZM234 133V132H233ZM46 134V133H45ZM54 134V133H53ZM67 134V135H68ZM102 134H105V133H102ZM129 134H126V135H129ZM235 134L236 133H234V137H236L235 136ZM9 135H8V137H9ZM74 136L75 135V133L74 134H70V136ZM83 135V136H84ZM91 135V134H90ZM94 135H93V138L91 139V137L90 136H88V138L89 139H91V141L94 139ZM119 135V134H118ZM118 135H117V137H118ZM236 135H239V134H236ZM60 136H61V134H60ZM60 136H58L59 138H60V140L62 139ZM64 136H66L65 134H64ZM69 136V135H68ZM72 136V137H73ZM78 136V135H77ZM81 136V135H80ZM86 136H84V137H86ZM95 136H98V134L97 135H95ZM105 136V135H104ZM103 136V137H104ZM109 136H110V134H109ZM114 136V135H113ZM210 136H211V138H212V140L213 141H211V142H209L207 139H208V137L210 138ZM228 136H229V134H228ZM54 137V136H53ZM76 137V136H75ZM79 137V136H78ZM78 137H76L75 139H78ZM120 137V136H119ZM11 138V137H10ZM47 138V137H46ZM87 138V137H86ZM85 138V139H86ZM98 139V137H95V141H98V140H100V139ZM107 138H108V136H107ZM110 138V137H109ZM108 138V139H109ZM48 139V138H47ZM68 139V137L66 138V140ZM72 140H74V144H72V143H70L69 142V140H70V138H69V140H68V142L70 143V144H72V149L75 147V145H78L77 143H80L81 141H77L76 142V140L75 139H73V138H71ZM80 139V138H79ZM85 139H82V141H83V143L85 142L84 140ZM104 139V138H103ZM105 139H106V137H105ZM123 139V138H122ZM121 139V140H122ZM227 139V138H226ZM230 139V138H229ZM44 140V139H43ZM54 140V138L52 139V141ZM65 140V141H66ZM119 140H120V138H119ZM120 140V141H121ZM130 140V139H129ZM210 140V139H209ZM37 141V140H36ZM45 141V140H44ZM51 141V140H50ZM62 141H64V140H62ZM61 141V142H62ZM87 142H88V139L86 140ZM90 141V140H89ZM103 140H101V142H102ZM106 141V140H105ZM123 141V140H122ZM126 141V140H125ZM48 142V141H47ZM75 142H76V144H75ZM86 142V143H87ZM104 142V141H103ZM102 142V143H103ZM118 142V141H117ZM137 144H136V143ZM228 142H231V139H230V141H228ZM38 143V142H37ZM57 143V142H56ZM64 143V142H63ZM82 143V142H81ZM83 144L84 146L85 145H89V144H91V142L89 143H87V144ZM95 143V142H94ZM102 143L100 144V147H103L104 145H102ZM19 144V145H18ZM24 144V145H23ZM45 144V146L48 144H46V143H44ZM59 143H57L56 145H58ZM96 144V143H95ZM99 144H96V145H99ZM124 144V143H123ZM122 144V145H123ZM13 145V146H12ZM56 145H54L55 147H56ZM63 145V144H62ZM65 145H66V143H65ZM73 145H74V147H73ZM80 145V144H79ZM82 144H81V147H82V149H84V151H85V148L88 146H86V147H84ZM93 145V147L94 146H96V145H94V144H92ZM102 145V146H101ZM106 145H107V143H106ZM239 145H241V147L242 148H247L246 150H244V151H247L246 153H244L239 147ZM44 146V147H45ZM70 146V145H69ZM143 146V148L141 149V147ZM239 146V147H238ZM48 147L50 148V149H48ZM55 147H54V149H55ZM58 147V146H57ZM78 147H80V146H78ZM100 147H98L97 146V148H100ZM70 148H71V146H70ZM76 148V147H75ZM74 148V149H75ZM90 148H92V146L90 147ZM105 148V147H104ZM108 148V147H107ZM119 148V147H118ZM117 148V149H118ZM69 149V148H68ZM82 149H79L78 148V150L80 151V153H81V150ZM87 149V148H86ZM92 149H95V148H92ZM101 149L102 148H100V150L99 151H101ZM89 151H90V149H88ZM98 150V149H97ZM106 150V149H105ZM113 150H114V148H113ZM59 151H61L62 152V150H59ZM69 151V150H68ZM73 151H77V150H73ZM93 151V150H92ZM95 151H96V149H95ZM118 151V150H117ZM0 152V153H1ZM46 152V153H47ZM50 152V151H49ZM83 152V151H82ZM91 152V151H90ZM101 152H103V151H101ZM128 152H130V153H128ZM243 152V153H242ZM33 153V155H31ZM51 153H52V151H51ZM70 153H72V152H70ZM69 153V154H70ZM86 153H88L87 151H86ZM85 153V154H86ZM92 153H95L96 154V152H92ZM98 153V152H97ZM120 153H121V150H120ZM83 154H84V152H83ZM84 154V155H85ZM94 154V155H95ZM111 154V153H110ZM122 154V153H121ZM44 155V154H43ZM68 155V154H67ZM75 155V154H74ZM79 155V154H78ZM87 155V154H86ZM92 155V154H91ZM94 155H92V156H94ZM97 156L99 155V154H96ZM134 155V156H133ZM0 156H1V154H0ZM80 156V155H79ZM142 156H143V154H142ZM143 156V157H144ZM2 157V156H1ZM2 157V158H3ZM71 157V156H70ZM100 157V156H99ZM120 157H122V156H120ZM138 157H139V155H138ZM147 157V156H146ZM4 158V159H5ZM89 158V157H88ZM115 158V157H114ZM117 158V157H116ZM7 159H6V161H7ZM81 159V158H80ZM91 159V158H90ZM99 159V158H98ZM108 159H110V157L108 158ZM136 159V158H135ZM139 159H141V158H139ZM144 159V158H143ZM121 161V160H120ZM134 161H136V160H134ZM132 162H133V160H132ZM147 162V161H146ZM44 163V162H43ZM76 163H78V162H76ZM109 163V162H108ZM134 163V162H133ZM10 164V163H9ZM87 164V163H86ZM99 164V163H98ZM119 165H120V163H118ZM92 165V164H91ZM95 165V164H94ZM135 165V164H134ZM28 166V167H29ZM67 166V165H66ZM122 166V167H123ZM130 166V165H129ZM136 166V165H135ZM0 167L1 168H3V166H1L0 165ZM108 167V166H107ZM139 167V166H138ZM162 167H163V169H162ZM90 168V167H89ZM96 168V167H95ZM104 168V167H103ZM112 168V167H111ZM133 168V167H132ZM161 168V169H160ZM4 169H6L7 170V167H4ZM124 169V170H125ZM130 169V168H129ZM134 169V168H133ZM120 170V169H119ZM123 170V171H124ZM160 172H162L161 174H163L164 173V175H165V177L164 178H162V180L159 178V176H158V172L159 171ZM94 171H95V169H94ZM118 171V170H117ZM158 171V172H157ZM26 172V171H25ZM131 172V171H130ZM103 173V172H102ZM141 173V174H140ZM20 174V173H19ZM36 174V173H35ZM98 174V173H97ZM25 175V174H24ZM137 175V176H138ZM129 176V175H128ZM125 178V177H124ZM123 179V178H122ZM104 180V179H103ZM20 180H15V184H14V187L11 189V190H6V189H4V188H2L1 186H0V198H4L5 199V202H6V204L5 203H3V202H1L0 203V217L3 219V220H7L10 224H11V226L12 227H10V226H6L7 228L5 229V233H4V235H5V242H7L8 244L9 243H11V244H14V245H16L15 243H14V237L15 238H17L16 240H19L20 242H19V246L21 247H19V249H24V247H27V243H26V241L24 240V236L22 235V234H20V232H19V230H17V227L10 221V218L9 219H7V217H8V204H7V201H11V199L10 200H8L9 198H10V196H12L13 195V193H15L16 191L15 190H19V191H21V194L20 195H16V194H14V195H16L17 197H21V195L24 193V192H27V188H23V182H19ZM86 181V180H85ZM92 181V180H91ZM112 181V180H111ZM61 183V182H60ZM84 183V182H83ZM93 184V183H92ZM132 184V185H133ZM126 186V185H125ZM129 186V185H128ZM134 186V187H135ZM130 187V186H129ZM60 188V187H59ZM58 188V189H59ZM100 188V187H99ZM128 188V187H127ZM119 190V189H118ZM121 190V189H120ZM67 191V190H66ZM134 192V191H133ZM132 192V193H133ZM64 193H65V191H64ZM85 193V192H84ZM63 193H61V195H62ZM87 194V193H86ZM90 194V193H89ZM26 195V194H25ZM77 195H79V194H77ZM15 197V196H14ZM16 197V198H17ZM79 197V196H78ZM91 197V196H90ZM8 198V199H7ZM61 198H62V196H61ZM66 198V197H65ZM91 199H93V198H91ZM54 200V199H53ZM3 201V200H2ZM13 202V201H12ZM93 202V201H92ZM133 202V201H132ZM71 203V202H70ZM94 203V202H93ZM138 203V204H139ZM63 204V203H62ZM130 204V203H129ZM131 205V204H130ZM100 206V205H99ZM137 206V205H136ZM19 207V206H18ZM36 207H34V209H35ZM102 208V207H101ZM37 209V208H36ZM77 209V208H76ZM78 210H79V208H78ZM142 210H143V207H142ZM63 211V210H62ZM105 211V210H104ZM103 211V212H104ZM35 212H36V210H35ZM145 212V209L143 210V211H141L140 213H144ZM139 213V214H140ZM107 214V213H106ZM137 214V213H136ZM37 216L36 217H38L39 216V213H38V210H37V214H36ZM62 215V214H61ZM79 215V214H78ZM11 216V215H10ZM145 215H143V217H144ZM142 217V216H141ZM147 217H148V215H147ZM152 219V218H151ZM151 219H149V220H151ZM141 220H143V218L141 219ZM140 220V221H141ZM145 220V219H144ZM143 220V221H144ZM143 221H142V223H143ZM146 221V220H145ZM44 222V221H43ZM48 222H49V220H48ZM75 222V221H74ZM85 223H86V221H85ZM144 223H146V222H144ZM39 224V223H38ZM149 224H150V222H149ZM149 224H148V226H149ZM44 224H39L38 226H39V228H37V229H39V231H41V233H47L48 231H46V230H49L50 231V229H46L47 227H45L47 224H45V226H43ZM61 225V224H60ZM144 226H145V224H143ZM1 226H2V222L0 221V230H1ZM150 228V227H149ZM144 229V228H143ZM0 233H2V231L0 232ZM3 234V233H2ZM1 235V234H0ZM49 235V234H48ZM47 235V236H48ZM45 236V235H44ZM49 238V237H48ZM0 239H1V237H0ZM4 239V238H3ZM51 240V239H50ZM54 240H55V238H54ZM3 241V240H2ZM1 241V242H2ZM18 242V241H17ZM34 242V241H33ZM31 243V242H30ZM29 244V243H28ZM100 245V247H102L103 245L102 244H99ZM48 246V245H47ZM13 247V246H12ZM17 247V246H16ZM53 247V246H52ZM47 248H50V247H47ZM69 249V248H68ZM66 249V250H63L62 252L65 254V255H69L68 257H66V260H68V262H67V264H73L74 262H72L71 263V261H74V259L72 258V255H73V251H72V253L70 252L71 250L69 249ZM29 250V249H28ZM52 251H53V249H52ZM51 251V252H52ZM88 251V250H87ZM61 252V251H60ZM93 252V251H92ZM213 253V254H212ZM52 254V253H51ZM94 255V254H93ZM49 256H51V255H49ZM95 256V255H94ZM96 258H97V260H98V264H105L104 263V261H102L101 260V258L100 257H98V256H95ZM5 259V258H4ZM48 259V258H47ZM56 260V259H55ZM49 262H50V260H48ZM20 261L18 260L16 263H19ZM56 262V261H55ZM3 263H4V261H3ZM51 263V262H50ZM50 263H46V264H50ZM1 264V263H0Z\"/></svg>", "mask_w": 264, "mask_h": 264}, {"label": "built area", "instance_id": "2783aa9c", "mask_svg": "<svg viewBox=\"0 0 264 264\" xmlns=\"http://www.w3.org/2000/svg\"><path fill=\"white\" fill-rule=\"evenodd\" d=\"M15 178L11 172L0 167V186L6 190L14 187ZM72 258L75 264H98L97 258L82 246H77L73 250ZM67 264V262H66Z\"/></svg>", "mask_w": 264, "mask_h": 264}, {"label": "water", "instance_id": "95a60500", "mask_svg": "<svg viewBox=\"0 0 264 264\" xmlns=\"http://www.w3.org/2000/svg\"><path fill=\"white\" fill-rule=\"evenodd\" d=\"M73 264H75V263H73Z\"/></svg>", "mask_w": 264, "mask_h": 264}]
</instances>
